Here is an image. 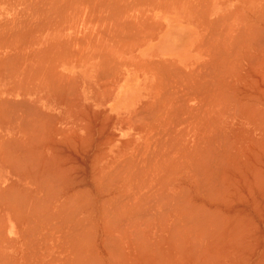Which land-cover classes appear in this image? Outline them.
I'll use <instances>...</instances> for the list:
<instances>
[{
  "label": "bare ground",
  "instance_id": "1",
  "mask_svg": "<svg viewBox=\"0 0 264 264\" xmlns=\"http://www.w3.org/2000/svg\"><path fill=\"white\" fill-rule=\"evenodd\" d=\"M11 1V0H10ZM14 1V0H13ZM19 1V0H18ZM29 1V0H28ZM38 1V0H37ZM44 1V0H43ZM68 1V0H67ZM96 1V0H95ZM146 1V0H145ZM145 1L143 2L144 3V5L146 4V5H151V2L149 1H147L148 2V4H147V2L145 3ZM152 1V5L154 6L155 5V1L153 2V0H151ZM163 1V0H162ZM167 1V0H166ZM179 1V0H178ZM198 1V0H197ZM219 1V0H218ZM6 2H8V1H6V0H4L3 2L1 1L0 2V4L1 3H6ZM26 2H27V0H26ZM52 2V1H51ZM60 2V1H59ZM62 2H64V1H61V3ZM98 2V1H97ZM114 2V1H113ZM119 2H121V1H119ZM127 2V1H126ZM168 2V1H167ZM167 2H166V4H167ZM171 2H172V0H171ZM180 2V1H179ZM178 2V3H179ZM189 2H190V0H189ZM192 2V1H191ZM199 2V1H198ZM204 3L203 2V0L202 1H200V3ZM224 2V1H223ZM9 3V2H8ZM15 3V2H14ZM19 3V2H18ZM17 3V4H18ZM30 3H31V1H30ZM57 2H55V4H56ZM61 3L60 4H57L59 7H60V5H61ZM73 3V2H72ZM101 3V2H100ZM122 3V2H121ZM120 3V4H121ZM142 3V2H141ZM157 3H159V1L157 2ZM157 3H156V5L154 6L155 8H159V5H158V7H156L157 6ZM162 3V2H161ZM163 3H164V1H163ZM162 3V5H160V7L162 6V8L161 9H164L165 7H164V5H166V4H163ZM247 3V2H246ZM11 4H12V2H11ZM20 4H21V2H20ZM45 4V3H44ZM44 4H43V6H44ZM47 4H49V3H47ZM92 4V3H91ZM176 4V3H175ZM209 4H210V2H209ZM15 5V4H14ZM19 5V4H18ZM24 5H26V4H24ZM34 5V4H33ZM52 5V4H51ZM63 5V4H62ZM61 5V6H62ZM66 5V4H65ZM65 5H63V9H66V6ZM68 5H69V3H68ZM71 5V4H70ZM73 5V4H72ZM118 5V4H117ZM139 6L141 5V4H138ZM143 5V4H142ZM141 5V6H142ZM168 5V7H169V4H167ZM172 5V4H171ZM178 5V4H177ZM194 6H195V4H193ZM203 5H208V4H203ZM262 5H264V2H263V4ZM35 6V5H34ZM39 7L41 6V4L40 5H38ZM42 6V7H43ZM53 6V5H52ZM51 6V7H52ZM73 6H75V5H73ZM191 6V5H190ZM193 6V7H194ZM197 6V5H196ZM200 6V5H199ZM26 7V6H25ZM25 7H23L22 9H25ZM31 7H33V6H31ZM41 7V8H42ZM47 7V6H46ZM46 7H44L43 9H45ZM50 7V8H51ZM117 7H119V6H117ZM164 7V8H163ZM167 7V6H166ZM188 8H189V5L187 6ZM192 7V8H193ZM207 7V6H206ZM205 7V8H206ZM36 8H37V6H36ZM41 8H40V10H41ZM49 7H47V9H48ZM58 8V7H57ZM56 8V6H55V8L54 9H57ZM62 8V7H61ZM70 8V7H69ZM243 8H245V7H243ZM132 8H130V10H131ZM138 9V8H137ZM146 9V8H145ZM167 9V8H166ZM168 9H170V8H168ZM195 9V8H194ZM204 9V8H203ZM246 9V8H245ZM249 9V11H251V9H252V7L250 6V8H248ZM262 9H264V6H263V8ZM27 10V9H26ZM36 10V9H35ZM37 10H38V8H37ZM46 10V9H45ZM58 10V9H57ZM57 10H55V12L57 13ZM60 10V9H59ZM70 11H71V9H69ZM68 10V11H69ZM117 10V9H116ZM147 10V9H146ZM146 10H144V12L146 11ZM255 10V9H254ZM9 11V10H8ZM33 11H34V9H33ZM53 11V12H52ZM52 11L50 10V12H52V15H54L53 13H54V10L52 9ZM67 11V10H66ZM194 11V10H193ZM192 11V12H193ZM196 12H197V10H195ZM209 11H210V9H209ZM233 11V10H232ZM237 11V10H236ZM239 11H241V10H239ZM248 11V10H247ZM257 12V14L255 13V15L257 16H255L254 18H256L255 19V21L258 23V24H264V16H262L263 14H264V10H261V11H258V10H256ZM11 12V11H10ZM31 12H32V10H31ZM36 13H37V11H35ZM35 12H32V14H33V18H34V15H35ZM48 12V11H47ZM46 12V13H47ZM73 12V10L71 11V13ZM75 12V11H74ZM73 12V13H74ZM117 12V11H116ZM141 12H142V10H141ZM148 12V11H147ZM201 12V11H200ZM253 12H255V11H253ZM259 12H261V13H263V14H261V13H259ZM8 13V12H7ZM6 13V14H7ZM27 13V12H26ZM25 13V14H26ZM30 13V12H29ZM29 13H28V17H32V15L30 14V16H29ZM41 13H45V12H43V10H42V12ZM40 13V14H41ZM58 13H61V11L60 12H58ZM58 13L57 14H55L56 15V17H57V19H58V16H60L61 14H59L58 15ZM67 13V12H66ZM65 13V14H66ZM120 13V12H119ZM126 13H128V11L126 12ZM198 13V12H197ZM230 13V12H229ZM242 13H244V12H242ZM250 13V12H249ZM14 14V13H13ZM12 14V15H13ZM17 14H20V13H17ZM17 14H16V16H17ZM69 14H70V12H69ZM77 14V13H76ZM89 14V13H88ZM92 14V13H91ZM96 14V13H95ZM117 14V13H116ZM121 14V13H120ZM120 14H118L119 16H120ZM123 14V13H122ZM225 14V13H224ZM246 14V13H245ZM244 14V15H245ZM251 14H253L252 12H251ZM259 14H261V15H259ZM20 15H22V13L20 14ZM19 15V16H20ZM23 15H24V13H23ZM22 15V16H23ZM44 15V14H43ZM47 15V14H46ZM54 15V16H55ZM63 15V14H62ZM66 15H68V13L66 14ZM65 15V16H66ZM117 15V18H115V19H118V18H122L123 16H124V14H123V16H121V17H119ZM128 15V14H127ZM126 15V16H127ZM144 15H145V13H144ZM195 15V14H194ZM226 15V14H225ZM26 16H27V14H26ZM39 16H41V15H39ZM48 16V15H47ZM46 16V18H48ZM49 16L51 17V19L54 17H52L51 16V14L49 13ZM65 16H63V17H65ZM109 16V15H108ZM113 16H116V15H113ZM130 16V15H129ZM128 16V17H129ZM133 16V15H132ZM135 16V15H134ZM197 16V15H196ZM231 16V15H230ZM250 16V15H249ZM248 15H246V17L244 16V20H246L245 22L246 23H248L249 21L252 23V20H250V17H249ZM6 17V16H5ZM21 17V16H20ZM19 17V18H20ZM24 17H25V15H24ZM23 17V18H24ZM27 17V18H28ZM42 17V16H41ZM43 17H45V15L43 16ZM69 17H71V16H69ZM73 17V16H72ZM76 17V16H75ZM78 17V16H77ZM127 17V18H128ZM136 17V16H135ZM198 17H199V15H198ZM248 17V18H247ZM253 17V16H252ZM12 18V17H11ZM22 17H21V22H24L25 21V19H23ZM26 18V17H25ZM36 18V17H35ZM37 18H39L38 17V15H37ZM60 18V17H59ZM61 18H62V16H61ZM66 18V17H65ZM67 18H68V16H67ZM80 18H81V16H80ZM107 18V17H106ZM124 18V17H123ZM132 18V17H131ZM131 18H129V20L130 21H133V19L131 20ZM134 18V17H133ZM208 18V17H207ZM206 18V19H207ZM217 18V17H216ZM4 19V18H3ZM29 19V18H28ZM42 19H44V18H42ZM54 19H55V17H54ZM54 19L52 20V21H54ZM57 19H56V21H57ZM64 19V18H63ZM75 18H73V20H74ZM86 19V18H85ZM113 20L114 22L116 21V20ZM124 19H126V18H124ZM141 19V18H140ZM201 19H202V16H201ZM205 19V20H206ZM214 19H215V17H214ZM221 19V18H220ZM223 19V18H222ZM249 19V21L247 22V20ZM10 20V19H9ZM13 20H15V19H13ZM16 20H18V18H16ZM24 20V21H23ZM27 20V19H26ZM32 20H34V19H32ZM39 21H40V19H38ZM37 20V21H38ZM44 20H46V19H44ZM49 20H50V18H49ZM48 20V21H49ZM62 20V19H61ZM60 19L57 21L58 23H64L63 21L64 20H62L61 21ZM72 20V19H71ZM122 20V19H121ZM120 20V21H121ZM128 20V19H127ZM139 19H137V21H138ZM144 20V19H143ZM158 20V19H157ZM228 20V19H227ZM18 21H20V20H18ZM31 21V20H30ZM35 21V20H34ZM37 21H36V24H34L32 21L31 22H29L30 23V25H29V23H28V25L30 26V27H28V29H30L31 28V24L34 26H32V28H36V26L35 25H37ZM38 21V22H39ZM42 21V20H41ZM40 21V22H41ZM52 21H50L51 23H53ZM55 21V22H56ZM67 21H68V19H67ZM70 21V20H69ZM69 21L67 22V23H69ZM112 21V22H113ZM120 21H118V22H120ZM136 21V22H137ZM141 21V20H140ZM140 21L137 23V24H139L140 23ZM149 21V20H148ZM154 21V20H153ZM156 21V20H155ZM155 21L154 22H152V23H154L155 24ZM165 21V20H164ZM204 21V20H203ZM207 21H208V23H209V19H207ZM206 21V22H207ZM212 21H213V19H212ZM211 21V22H212ZM215 21V20H214ZM213 21V22H214ZM225 21V20H224ZM254 21V20H253ZM9 22L11 23V26H13V25H15L14 23L12 24V22L11 21H8V20H6L5 21V24H4V22L2 23H0L1 25H2V27H1V25H0V28H2V29H0V34H2L5 30L3 29L5 26H3V25H6V23H8L9 24ZM46 22H47V20H46ZM49 22V23H50ZM66 22V21H65ZM72 22V21H71ZM117 22V23H118ZM125 22V21H124ZM127 22V21H126ZM143 22H145V20L143 21ZM161 22V21H160ZM160 22H159V25H158V23H157V25H158V28H157V30L158 29H161V34H160V41H161V44H162V54H163V57H164V55L165 54H167L168 52H172V53H175V54H178L179 56H186L187 54H190V51H191V47H192V38H190V36L192 35V33L194 34V26H193V24L191 23V22H188V23H182V22H179L178 20H167V22L165 21L164 22V24L162 25V23L160 24ZM200 22V21H199ZM210 22V23H211ZM219 22V21H218ZM217 22V23H218ZM250 22H249V24H250ZM256 22H253V23H256ZM18 23V22H17ZM16 23V24H17ZM25 23H27L26 21H25ZM43 23H45V22H43ZM42 23V24H43ZM48 23V24H49ZM67 23L65 24L66 25V30L65 31H67V28H68V26H67ZM74 23V22H73ZM77 23V22H76ZM117 23H115V24H117ZM128 24H130L129 23V21L127 22ZM133 23V22H132ZM131 23V24H132ZM148 23L149 22H145V23H143V25L144 24H146V25H148ZM208 23H207V25H208ZM6 25V27H9L10 26V24L9 25ZM19 24V26H20V23H18ZM17 24V25H18ZM22 24V27L25 25L24 23H21ZM24 24V25H23ZM40 24V23H39ZM72 24V23H71ZM75 24V23H74ZM102 24V23H101ZM134 24V23H133ZM204 24V23H203ZM215 24V23H214ZM225 24V23H224ZM238 24V23H237ZM257 24V25H258ZM27 25V24H26ZM45 25L46 24H44L43 26H41V27H43V29L45 30V29H48L49 28V26H48V28L46 27L45 28ZM53 25H54V23H53ZM62 25V26H61ZM59 24V25H57V24H55L54 26V28L53 27H51L52 29H54L53 31H55V29L57 30V28H58V26H61L62 28L63 27H65V25H63V24ZM124 25V24H123ZM136 25V24H135ZM139 25H142L141 23L139 24ZM161 25H162V27H161ZM206 25V24H205ZM213 25V24H212ZM216 25V24H215ZM214 25V26H215ZM223 25V24H222ZM257 25H255L254 24V26H257ZM40 26V25H39ZM56 26H57V28H56ZM101 26V25H100ZM115 26H117V25H115ZM124 26H126V23H125V25ZM137 26V25H136ZM135 26V27H136ZM218 26V25H217ZM221 26V25H220ZM231 26V25H230ZM242 26H247L246 24H244V25H242ZM253 26V25H252ZM259 27H253V33H251V36L254 38H252L253 39V43H251L253 46H251V48L253 49V50H255V52L256 53H254L255 55H258L259 53H260V55L261 54H263V55H259L260 57H259V59L257 58L256 59V61H255V63H257L258 62V64H259V62H264V61H261V58H262V56H264V53L262 52L261 53V51H264V27H261V25H258ZM5 27V28H6ZM38 27V26H37ZM61 27L59 28V29H61ZM71 27V26H70ZM134 26H132L131 28H133ZM142 27V26H141ZM147 27V26H146ZM146 27H144V28H142L143 29V32H145L144 30H145V28ZM151 27H152V25H151ZM153 27H154V25H153ZM161 27V28H160ZM210 27H211V24H210ZM210 27H207V29L208 28H210ZM227 27V30H228V26H226ZM233 27V26H232ZM235 27V26H234ZM244 27H242V29H244ZM247 27H249V26H247ZM251 27V26H250ZM13 29V27H9L7 30H9V29ZM19 28V27H18ZM20 28H21V26H20ZM101 28V27H100ZM117 28V27H116ZM139 28V27H138ZM214 28V27H213ZM212 28V29H213ZM216 28V27H215ZM220 27H218V29H219ZM246 28V27H245ZM263 28V29H262ZM14 29H16L17 30V27L16 28H14ZM22 29H24V30H28V29H26L25 27L24 28H21L20 30V33L21 32H23V30ZM37 29V28H36ZM36 29H31L30 31H33V34L36 36ZM42 29V30H43ZM115 29V28H114ZM118 29V28H117ZM120 29V28H119ZM128 30H129V28H127ZM136 29V28H135ZM148 29H150V23H149V26L147 27V29H146V31L148 30ZM203 29H204V27H203ZM212 29H211V31H210V33H212L213 31H212ZM217 29V28H216ZM215 29V30H216ZM226 29V28H225ZM238 29V28H237ZM236 29V30H237ZM251 29V28H250ZM249 29V30H250ZM263 31H262V30ZM2 30H4V31H2ZM6 30V32L4 33V35L5 34H9V32ZM16 30L14 31V32H16ZM41 29H39V30H37V31H40ZM43 30V31H44ZM51 30V29H50ZM64 30V29H63ZM63 30H60V31H62L63 32ZM69 30H71V29H69ZM127 30V31H128ZM132 30V29H131ZM150 30H152V28L150 29ZM209 30V29H208ZM223 30H224V28H223ZM230 30H232V28L230 29ZM10 31V30H9ZM26 31H24V32H26ZM46 31V30H45ZM49 31V30H48ZM52 31V30H51ZM52 31V32H53ZM59 31V32H60ZM79 31V30H78ZM78 31H77V34H78ZM83 31V30H82ZM118 31V30H117ZM133 31H135V30H133ZM133 31H132V34H133ZM137 31V30H136ZM135 31V32H136ZM139 31V30H138ZM149 31V30H148ZM147 31V32H148ZM156 31V30H155ZM155 31H150L151 33H152V35L154 34L155 35ZM219 31V30H218ZM241 31V30H240ZM240 31H238L239 33H240ZM247 31H248V29H247ZM8 32V33H7ZM11 32V31H10ZM14 32H11V33H14ZM52 32H50V34L52 33ZM61 32V33H62ZM75 32V31H74ZM90 32V31H89ZM105 32V31H104ZM109 32H110V29H109ZM115 32H116V29H115ZM125 31L123 30V32L122 33H124ZM131 32V31H130ZM134 32V34H136ZM142 32V31H141ZM149 32V33H150ZM228 32H232V31H228ZM234 32H236L235 30H234ZM244 32H245V30H244ZM10 33V34H11ZM29 33H31V32H29ZM42 33V32H41ZM48 33V32H47ZM83 33V32H82ZM106 33V32H105ZM113 32L111 31V34H112ZM128 33V32H127ZM148 33V34H149ZM150 33V34H151ZM156 33H157V31H156ZM208 33V32H207ZM216 33V35L217 36H215L216 38H214V39H212V40H215V43H217L218 41V32H214V34ZM218 33V34H217ZM223 33V32H222ZM237 33V32H236ZM239 33H238V35H239ZM16 34V35H15ZM14 34V37L15 36H18L17 34H19V32L17 31V33H15ZM32 34V33H31ZM31 34H30V36H31ZM39 34H40V32H39ZM49 34V33H48ZM48 34H46V35H48ZM49 34V36H51ZM63 34V33H62ZM106 34H108V33H106ZM111 34H109L110 36H111ZM117 34V33H116ZM115 34V35H116ZM120 34V33H119ZM126 34V33H125ZM132 34H130L131 35V37H132ZM133 34V37L135 36ZM137 34H138V32H137ZM140 34V36L139 37H141V33H139ZM213 34V35H214ZM247 34H250V32H247ZM3 35V34H2ZM3 35V37H6V36H4ZM19 35H21L22 37L23 36H26L27 37V39H28V36L27 35H25L24 33H23V35H22V33L21 34H19ZM41 35V34H40ZM40 35H37V36H40ZM44 35H45V33H44ZM55 35H56V33H55ZM108 35V36H109ZM142 35H145V34H142ZM147 35V34H146ZM145 35V36H146ZM167 35H168V38L167 39H165L164 40V38H166L167 37ZM210 35V34H209ZM212 35V34H211ZM235 35V34H234ZM245 36L243 37V33L241 34V38L243 37V39H245L246 38V34H244ZM29 36V39L31 38ZM33 36V35H32ZM35 36H33V37H35ZM37 36L35 37V38H32V40L33 41H39L38 39H37ZM59 35H57V37H58ZM66 36H68V35H66ZM88 36V35H87ZM123 36H125V35H123ZM127 36V35H126ZM125 36V37H126ZM138 36V35H137ZM148 36H150V35H148ZM148 36H147V38H148ZM249 36L250 35H247V37L248 38H246L245 40L246 41H248L249 40ZM0 37H2V36H0ZM8 37V36H7ZM20 36H18V37H16V38H19ZM25 37V38H26ZM43 37V36H42ZM48 37V36H47ZM47 37H45V39L47 38ZM52 37H54L55 38V36H52ZM62 37H63V35H62ZM62 37H61V39H62ZM71 38H73V36H70ZM82 37V36H81ZM101 37V36H100ZM115 36H113V38H114ZM120 37V36H119ZM122 37V36H121ZM124 37V38H125ZM136 37V36H135ZM139 37H137V39L139 38ZM205 37V36H204ZM212 37V36H211ZM220 37H221V35H220ZM239 37V36H238ZM9 38V37H8ZM8 38H4L5 40L6 39H8ZM10 38H11V36H10ZM9 38V40L10 41H15V46H16V42H17V40L14 38L13 39V36H12V38L11 39H13V40H11ZM24 38V37H23ZM22 38V39H23ZM24 38V39H25ZM49 38V37H48ZM48 38H47V40H45V39H42V41L44 40V41H48ZM64 38V37H63ZM66 38V37H65ZM70 38V39H71ZM82 38H86V36H84V37H82ZM88 38H91V36L90 37H88ZM87 38V39H88ZM115 38H117V37H115ZM144 38V37H143ZM156 38V37H155ZM162 38H163V41H162ZM175 38V39H174ZM213 38V37H212ZM228 38H230L231 39V37H228ZM233 38V37H232ZM235 38V37H234ZM240 38V39H241ZM251 38V37H250ZM21 39V40H22ZM28 39V40H29ZM40 39V38H39ZM60 39V40H61ZM92 39H94V38H92ZM107 39H109V38H106V40ZM117 39H119V38H117ZM136 39V38H135ZM135 39H133L134 41H135ZM140 39V38H139ZM141 39H142V37H141ZM145 39H146V37H145ZM145 39L143 40V41H145ZM171 39H172V41H174L173 43L171 42ZM211 39V38H210ZM224 39V38H223ZM223 39H222V41H223ZM229 39V40H230ZM238 38H236V40H237ZM31 40V41H32ZM56 40V39H55ZM74 40V39H73ZM77 40H78V38H77ZM89 40V39H88ZM91 40V39H90ZM110 40V39H109ZM109 40H107V41H109ZM116 40V39H115ZM130 40V39H129ZM133 40H131L132 42H134ZM154 40V39H153ZM169 40H170V42H169ZM204 40V39H203ZM220 41H221V38L219 39ZM242 40V39H241ZM245 40H243V41H245ZM251 40V39H250ZM35 41V42H36ZM53 41V40H52ZM58 41V40H57ZM56 41V42H57ZM67 41V40H66ZM65 41V42H66ZM72 41V40H71ZM70 41V42H71ZM84 41H86V39L84 40ZM112 41H114V40H112ZM117 41V40H116ZM206 41V40H205ZM204 41V42H205ZM217 41V42H216ZM232 41H234V39L232 40ZM232 41H230V43L232 44L233 42ZM240 41V40H239ZM246 41H245V43H246ZM30 42V41H29ZM51 42V41H50ZM61 42V41H60ZM68 42V41H67ZM66 42V43H67ZM73 42V41H72ZM82 42V41H81ZM99 42V41H98ZM100 42H101V40H100ZM120 42H122V41H120ZM130 42V41H129ZM128 42V43H129ZM138 42H140L139 40L136 42V43H138ZM146 43H147V41H145ZM149 42V41H148ZM207 42V41H206ZM212 42V41H211ZM214 42V41H213ZM236 42V41H235ZM250 42V41H249ZM263 42V43H262ZM9 43H11V42H9ZM33 43V45L35 44L36 45V43H34V42H32ZM42 43V42H41ZM46 44H47V42H45ZM66 43H64V45L66 44ZM85 43V44H84ZM82 42V44H83V47L86 45V43L87 42ZM101 43H103V42H101ZM124 43V42H123ZM135 43V42H134ZM133 43V44H134ZM219 43V42H218ZM226 43H227V41H226ZM248 43V42H247ZM30 44V45H29ZM37 44H40V43H38L37 42ZM48 44H49V41H48ZM47 44V45H48ZM53 44V43H52ZM52 44H50V45H52ZM96 44V43H95ZM98 44V43H97ZM105 43H103V45H104ZM117 44H119V42L117 43ZM117 44H115L116 46H118V47H120V46H123L122 44H119V45H117ZM140 44V43H139ZM138 44V45H139ZM199 44V43H198ZM220 44V43H219ZM228 44V43H227ZM235 44V43H234ZM239 44V43H238ZM244 45V43H241V45ZM25 45V44H24ZM23 45V46H24ZM59 45H61L60 43H58V45H57V47H61V46H59ZM69 45V44H68ZM88 45H89V43H88ZM101 45V44H100ZM100 45H98V46H100ZM102 45V46H103ZM114 45V44H113ZM115 45H114V48H117V47H115ZM129 46H131V44L129 43L128 44ZM135 45V44H134ZM133 45V47H135ZM142 45V44H141ZM202 45V44H201ZM209 45H211V43L209 44ZM213 45V44H212ZM246 45H248V46H246ZM250 44L248 43V44H245L244 46H246L247 48H248V53H249V50L251 49H249V46ZM263 45V46H262ZM13 46V45H12ZM26 46L28 47L27 49H28V51L26 52V50H24V49H26ZM26 46H25V48L23 47L22 49L28 54V52H29V48L31 47V51L30 52H32L33 50L35 51L36 50V48H37V53L38 52H40V53H38V56H39V54H42L43 53V48H45V47H42L41 48V51L40 50H38V48H40L39 47V45H37V47L36 48H33L32 46H31V43H28V44H26ZM43 46H45V44H43ZM54 47L56 46V44L54 43V45H53ZM67 46V45H66ZM70 46V45H69ZM80 46H82V45H80ZM91 46V45H90ZM95 46V45H94ZM111 45H107V46H105L104 45V47H105V49L108 47H110ZM128 46V47H129ZM140 46V45H139ZM198 46V45H197ZM214 47H217V46H215V44L213 45ZM212 46V48H214ZM219 46V45H218ZM243 46V47H244ZM21 47L22 46H20L19 45V47L17 48V49H21ZM35 47V46H34ZM47 47V46H46ZM52 48V46L50 47L52 50L53 49H56V48ZM73 46H71V48H72ZM78 47H79V45H78ZM96 47V46H95ZM133 47H130L131 49L133 48ZM207 47V46H206ZM211 47V46H210ZM219 47H221V46H219ZM218 47V48H219ZM243 47H242V50H244L243 49ZM3 48H5V46H3L1 49H3ZM7 48V47H6ZM66 48V47H65ZM86 48V47H85ZM84 48V49H85ZM97 48V47H96ZM95 48V49H96ZM113 48V46H111L110 47V49H112ZM209 48V47H208ZM218 48H217V51H218ZM11 49V48H10ZM21 49V50H22ZM49 51H50V49L49 48H47ZM91 49H93V48H91ZM103 49V48H102ZM102 49H99V51L100 50H102ZM119 49H121V48H119ZM130 49V50H131ZM137 49V48H136ZM204 49V48H203ZM210 49V48H209ZM216 49V48H215ZM228 49H229V47H228ZM237 49H240L241 50V48H240V46L237 48ZM15 50V49H14ZM13 49H12V51H14ZM22 50V51H23ZM57 51H58V48L56 49ZM63 50V49H62ZM78 50V49H77ZM81 50V49H80ZM80 50L78 51L79 53H80ZM127 50H128V48H127ZM133 50H134V48H133ZM205 50V49H204ZM212 50V49H211ZM214 50V49H213ZM246 50V49H245ZM261 50V51H260ZM4 51V50H3ZM16 51V50H15ZM20 51V50H19ZM18 50H17V52H19ZM23 51V52H24ZM59 51H61V49L59 50ZM66 51V50H65ZM64 50H63V52H65ZM71 51H72V49H71ZM75 51L76 50H74V53H75ZM97 51H98V49H97ZM96 51V52H97ZM98 51V52H99ZM106 51V50H105ZM132 51V50H131ZM216 50H214V52L213 53H217L215 56H213V55H211V56H213L214 58L215 57H219V56H217L218 54H220V52L218 53ZM224 51V50H223ZM8 52V51H7ZM10 52V51H9ZM17 52H15L14 54H18ZM21 52V51H20ZM24 52V53H25ZM44 52H45V49H44ZM51 52H53V51H51ZM51 52H50V54H51ZM62 52V53H63ZM87 52V51H86ZM93 52V51H92ZM92 52H90V53H92ZM95 52V51H94ZM103 52V51H102ZM102 52H100V54L102 53ZM107 52V51H106ZM125 52V51H124ZM207 52V51H206ZM222 52V51H221ZM237 52H238V50H237ZM236 52V53H237ZM2 54H3V52H1ZM25 53V54H26ZM33 53V52H32ZM35 53V52H34ZM46 53H47V51H46ZM49 53V52H48ZM56 52H53V54H54V56H56V55H58L59 56V54H55ZM60 53V52H59ZM62 53H60V56H59V58H62L63 56H61L62 55ZM71 53V52H70ZM90 53H88V54H90ZM109 54H111V52H108ZM224 53V52H223ZM233 53V52H232ZM243 53H245V52H243ZM247 53V52H246ZM10 54L11 53H6V58L5 57H0V61L2 62V60L1 59H3V62L1 63V64H3L4 65V62H7V64H8V62L10 61V57L12 58V56H10ZM23 55V53L21 52L20 54H19V56H21V57H19V58H23V57H25L24 59H22V62L23 63H27V62H25L24 60L26 59V56H25V54L23 55V57H22V55ZM67 54V53H66ZM94 54V53H93ZM99 54V55H100ZM209 55H210V51H209V53H208ZM207 54V55H208ZM225 54H226V52H225ZM231 54V53H230ZM234 54V53H233ZM240 54V52H238V57L239 56H241V55H239ZM250 54H251V52L249 53V57H250ZM252 54H253V52H252ZM253 54V55H254ZM12 55V54H11ZM29 55H30V53H29ZM47 55V54H46ZM69 55H71V54H69ZM85 55V54H84ZM91 55V54H90ZM95 55V54H94ZM98 55V56H99ZM115 55V54H114ZM206 55V54H205ZM227 55H229V53L227 54ZM244 55V54H243ZM4 56V55H3ZM28 56V55H27ZM41 56V55H40ZM51 57H53L54 58V56H52V54L50 55ZM50 56H49V58H50ZM57 56V57H58ZM66 56V55H65ZM72 56H74V55H72ZM81 56H83V55H81ZM88 56V55H87ZM86 56V57H87ZM102 56H104V54L102 55ZM224 56V55H223ZM234 57L236 56V58H237V55L235 54V55H233ZM248 56V54L247 55H245V57H247ZM15 57H18V56H15ZM35 57V56H34ZM34 57H27V58H29V61H32V60H35V58ZM44 57H46V56H44ZM85 57V56H84ZM91 57H92V55H91ZM107 57V56H106ZM110 57V60H111V56H109ZM114 57V56H113ZM209 57V56H208ZM212 57V59H214ZM230 57V56H229ZM232 57V56H231ZM18 58V59H19ZM34 58V59H33ZM41 58H43V57H41ZM56 58V57H55ZM87 58H89L90 59V57H87ZM95 58V57H94ZM98 58V57H97ZM101 58V57H100ZM235 58V59H236ZM240 58H241V61H242V57H239V60H240ZM13 59V60H12ZM11 59V61L12 62H15V59L14 58H12ZM31 59V60H30ZM45 59H47V57L46 58H43L42 60H40V61H42V62H44V60ZM92 59V58H91ZM90 59V60H91ZM99 59V58H98ZM113 59H115V58H113ZM211 59V58H210ZM209 59V60H210ZM219 59V58H218ZM225 59H227V57L225 58ZM244 59V58H243ZM247 59L249 60L250 58H248L247 57ZM5 60V61H4ZM36 60H37V58H36ZM35 60V61H36ZM51 60H53L52 58L50 59V61ZM62 60H64V59H62ZM66 60V59H65ZM104 60V59H103ZM169 60V59H168ZM166 61L165 60V62H167V63H169L171 66H173L174 65V67L176 68L177 67V69H179V67L180 66H186V68H188L189 67V64L188 65H186L187 63H185V59H178V60H176V61H171V59L169 60V61ZM217 59L215 58V61H216ZM234 60V59H233ZM255 60V59H254ZM262 60H264V59H262ZM11 61L9 62V63H11ZM34 61V62H35ZM39 60H38V62H39V64H37V66H41L42 64H41V62H40ZM49 61V62H50ZM66 61H68V60H66ZM101 61V60H100ZM105 61H107V60H105ZM108 61H109V59H108ZM108 61H107V65L109 64L108 63ZM117 61V60H116ZM154 61V60H153ZM153 61H151V64H153L154 62ZM214 61V60H213ZM231 61H232V59H231ZM238 61V60H237ZM237 61H234L235 63L237 62ZM246 61V60H245ZM250 61V60H249ZM249 61H246V62H248V64L251 62H249ZM18 61H16V63H17ZM19 62H21V60L19 61ZM21 62V63H22ZM33 61H32V63L35 65V63H34ZM64 62V61H63ZM110 62V61H109ZM114 62V61H113ZM138 62H139V60H138ZM147 62H149V61H147ZM159 62H163L164 63V60L162 59L161 61H155V63H158V64H160ZM205 62V61H204ZM207 62H208V60H207ZM210 62H212V61H210ZM209 62V63H210ZM220 62V61H219ZM230 62V61H229ZM239 62V61H238ZM254 61H252L251 63H253ZM45 63V62H44ZM46 63H47V61H46ZM52 63V62H51ZM100 63V62H99ZM98 63V64H99ZM105 63V62H104ZM111 63V62H110ZM119 63V62H118ZM142 63V62H141ZM150 63V62H149ZM149 63H145L144 64V66L146 65V64H149ZM163 63H161V65H159V67L160 68H163L162 67V65H163ZM209 63H208V65H209ZM228 63V62H227ZM242 63V62H241ZM240 63V64H241ZM13 64V63H12ZM11 64V65H12ZM19 64V63H18ZM18 64H16V66L18 65ZM29 64V63H28ZM112 64H114V63H112ZM128 65H129V63H127ZM169 64H166V63H164V67H166L167 65H169ZM201 64V63H200ZM212 64V63H211ZM218 64V63H217ZM242 64H244V63H242ZM10 65V64H9ZM14 65H15V63H14ZM45 65H50V63L49 64H45ZM115 65V64H114ZM131 65V64H130ZM157 65V64H156ZM166 65V66H165ZM197 65H199V64H197ZM202 65H204L203 63H202ZM205 65H206V63H205ZM213 65V64H212ZM220 65V64H219ZM246 65V64H245ZM255 65V64H254ZM257 65V64H256ZM0 66H2V65H0ZM5 66V65H4ZM8 66V65H7ZM13 66V65H12ZM16 66H15V68H16ZM19 67H20V65H18ZM22 66H24V65H21V67ZM25 66H26V64H25ZM28 66H33V65H28ZM27 66V67H28ZM52 66V65H51ZM100 66H102L101 64H100ZM99 66V67H100ZM123 66V65H122ZM127 66V65H126ZM132 66V65H131ZM147 66V65H146ZM145 66V67H146ZM154 66V65H153ZM152 66V67H153ZM170 66V67H171ZM200 66V65H199ZM214 66V65H213ZM218 66V65H217ZM235 66V65H234ZM242 68H243V66L242 65H240ZM20 67V68H21ZM31 67H29L30 69H31ZM44 66L42 65V67H40V68H43ZM53 67V66H52ZM59 67H61V66H59ZM103 67V66H102ZM105 67V66H104ZM112 67H113V65H112ZM118 67V66H117ZM140 67H143V66H139V68ZM148 67V66H147ZM149 67H151V65L149 64ZM158 67V66H157ZM173 67V68H174ZM220 67V66H219ZM218 67V68H219ZM238 67V69H240L239 68V66H237ZM250 67V66H249ZM251 67H253V66H251ZM1 68H3V67H1ZM10 68L11 67H7V69L5 68V70H7V71H9L10 70ZM13 68V67H12ZM14 68V69H15ZM20 68H19V70H20ZM25 69H27V70H29L28 68H26V67H24ZM23 68V69H24ZM39 68V69H40ZM45 68V67H44ZM54 68V67H53ZM58 68V67H57ZM111 67H109V70H111L110 69ZM138 68V67H137ZM172 68V67H171ZM170 68V69H171ZM181 68V67H180ZM197 68V67H196ZM206 68V67H205ZM209 69L210 68H212L210 65H209V67H208ZM233 68V67H232ZM254 68V67H253ZM18 69V67L16 68V70ZM23 69H21L22 71H19V73H24L23 71ZM33 69V68H32ZM45 69H49L48 67L47 68H45ZM45 69H43L44 71H45ZM55 69V70H54ZM53 70L54 71H52V72H56L57 70H56V67L54 68ZM59 69V68H58ZM107 69V68H106ZM113 69V68H112ZM120 69V68H119ZM122 69V68H121ZM155 69H156V67H155ZM154 69V70H155ZM183 70H185L184 68H182ZM182 69H180L179 71L181 72V70ZM209 69H207L208 71H210ZM220 69H221V67H220ZM219 69V70H220ZM37 70V69H36ZM46 70V71H47ZM114 70V69H113ZM131 70V69H130ZM146 70H148V69H146ZM160 70V69H159ZM163 70V69H162ZM200 70H202V68H201V66H200ZM218 70V69H217ZM218 70V71H219ZM224 70V69H223ZM234 70V69H233ZM236 70V69H235ZM241 70V69H240ZM244 70V69H243ZM255 70H256V68H255ZM0 71H1V69H0ZM6 71V72H7ZM31 71V70H30ZM32 71H34V70H32ZM38 71V70H37ZM45 71V73L47 74V73H49V72H46ZM50 71V73L49 74H47L48 75V77H46V81H48L47 83L49 84V82H50V90L48 89V87L46 88V91H47V89L50 91V92H46L45 91V87L47 86V83H45L44 82V80L42 79V80H40L42 83H40V85L39 86H41V84H42V86H41V88H38V90L40 89L41 90V92L43 93L42 94V96H44V99H45V94L46 95H48L46 98L47 99H49L50 100V105H49V114H45V116L43 117V121H40L39 123H37L38 125H41L40 123H43V125L44 126H47V127H49V132H48V137L47 138H44V139H42V140H44L43 142L40 140L41 139V137H40V139H39V137H37L38 138V140H37V138H36V136H35V138L34 139H36L37 140V143L38 144H40L41 146L40 147H42V144L41 143H43V147H44V153L43 152H41V149L38 151L39 153H37V149H36V152L33 150V153H32V151H31V149L33 148H31V146H30V144L29 143H31V142H29V140H28V132H30L29 130H31V129H27L28 131L26 132V128H31L30 126V124L27 122V116H29V112H30V109L31 110H33V111H35L36 110V108L38 107V105H37V103H36V101H31V100H29L30 101V103L32 102V103H36V105H34V104H32L31 103V105H33V109H32V106L28 103V105H30V109H29V106L26 104V102L28 101H25L24 99H23V101H25V102H22V99H20L19 101L21 102L20 103V105H21V107L17 104L18 102H16V104L20 107H18V109H19V111H20V113H22L21 115L19 114V112H18V114H17V107L15 108V110L16 111H13V109H14V107L16 106V105H14V107H13V109H12V111L13 112H16L14 115V118H13V114H11L10 112H12L11 110H10V104L9 103H12V102H9L8 101V105L6 104V105H4V107H3V105H2V107H3V109H0V110H3V114H2V116L4 115V117H3V119L1 120L2 122H3V124L4 125H7V122H8V124L10 123V120L12 121V118L13 119H15V117H16V114L17 115H20V117H18L19 119H20V123H21V126L22 127H20V128H22V130L23 131H25V133H27V134H25V138H26V140H28L27 142L25 141V138L23 139V138H21L20 140H18V145H17V158H19L20 156V158H21V161H22V159H23V161H25V163L23 162V163H21V161L19 162V160H20V158L18 159V161H17V163L16 162H13L10 158H12L13 157V159H14V157L16 156L15 154H12V156H9L8 157V155H7V157L5 156L4 158L1 156L0 158H3V162L6 160V162L7 163H9V164H7L6 162H5V164H7V165H5V166H7V167H9L10 168V166L9 165H13V163L15 164H17V167H16V171L13 169V172H12V170L10 171V173H14V175L13 174H11L12 176H14L15 177V179L13 178V180H12V182H10V184H16V183H22L21 185L24 187V185H23V183H26L27 184V182H29L31 185L33 184L34 185V187H33V185L31 186H29V187H32V188H29V189H26V188H21L20 186H17V184H16V186L17 187H20L21 189H19V188H14L13 190H11V193L9 194V192H8V194L7 193H5V191L3 192H0V207H2L3 206V204L5 205V207H8L7 205H10L11 206V208H9V209H11L12 210V213L13 214H15L16 216V218H13L12 217V220L9 222V228L8 227H6V231H8V234L11 236V235H14V230H13V228L11 227L13 224H15V226L16 225H18V224H27V225H31V227L29 228V232H27V234H25L26 232L24 231H22L23 233H20V235H24L23 237H25L26 239H27V241H29V243H27V245L28 244H32V245H34V246H36V249H37V247L39 246L41 249H39V251L38 252H36L37 254L34 256V258H33V256H31L32 258H31V260H29V261H26V262H28L27 264H29V262L31 261V262H35L36 264H92L93 262V264H264V213H262V214H260V219H259V221H258V224H257V222H255L256 221V219H255V216H256V214H254V212L256 211V209H257V206H258V201H256V196H257V192H258V185H257V180L255 181L254 179H256L257 177L258 178H261L262 179V175H264V169L262 170L263 171V174L259 177V174H261V169L259 170L258 168V171H257V169H255V172L253 173V174H250V175H253L252 177H253V179L251 180V178L250 179H247V176H245V174L247 173L246 171H244V169H243V167L245 166V165H247L246 163H247V159H246V163L245 162H243L244 160H242L241 161V157L239 156V157H237L239 154H242L243 152H241V153H237V152H239V149H238V146H237V149L236 148H234L235 146V144H239V143H236V140L234 141V143H233V141L231 140H229L230 138V136H228L229 135V133L233 130H231V131H228V129H230L228 126L227 127H223V132H224V134L221 132H219L220 134H218V133H215L213 130H209L208 128V126H212L213 128L216 126L215 125V123H211V124H214V126L213 125H208V126H205L206 124H204L203 126H204V128L206 127H208L207 128V131H213V133L212 134H214V136L215 135H219L218 137H213V138H210V136L208 137V139H207V137H205V135L207 136V134H205V132H203V130H205L206 131V129H204L203 128V130H202V126H200V125H202V123H205V122H199V123H201L200 125H198V126H200L201 127V129L198 127V129H196L197 131L199 130V131H202L204 134H203V136L205 137H203L202 135H199V136H201V137H203L204 139H202L201 137H200V139H198V135H197V140H195V141H192V142H190L189 143V141H190V139H188L189 141H187L188 142V144L186 143V144H184V145H182V146H179V147H175V146H177L178 145V143H179V138H178V136H180V134L179 135H176V140L177 139H179V140H177V142H175L174 140H175V133H172V135H170L171 137L174 135V138L172 137V139H174L173 140V143H172V145L174 144V146H171V147H166L165 145H164V147L162 148L161 146H160V148H159V146H158V144L159 143H161V141H159V143L157 144V147H155L154 149L153 148H145L144 149V151L146 150V151H150V152H152L151 150H154V151H156L157 152V150H158V153H156L155 152V154H154V151H153V153H150V152H147V153H144V154H141V152L143 151V148L141 149V148H139L137 151H139V150H141V152L139 151V155L140 156H138V155H136V157L138 156V157H140V159H141V157H142V160L140 161V159H139V161H137V162H135L136 160H134V162H133V160L131 159V157L130 158H126V156L123 158L124 159V162H125V160L127 159V161L129 160V161H132V162H129L128 161V163L129 164H115V165H111V164H97V163H94L95 161H93L92 160V156H90L89 154H86V153H84V156H83V154H79L78 153V151H76V149H80V152H81V149H84V150H82L83 152H85L86 150V146L88 147V145H90L89 144V141L87 142V140H83L82 138H80L78 135H76L75 133H74V130H76L77 131V129H74L73 128V124H72V121L74 120L73 119V117H75L73 114H74V112L76 111V110H78L77 109V107L79 108V106L81 105L82 106V104L80 103V100L77 102V103H73V102H76V101H74L73 100V98L75 99L76 97H74V96H72V98H71V96L70 95H68V97H70V99H69V101L68 102H70V103H67L65 100V102L63 101V99H64V95H67L68 94V92H69V90L70 89H66V87L64 86L63 87V84H61L60 85V83H62L60 80V78L61 77H59V76H57L58 74H56L55 73V78H56V81H54L55 80V78H54V76L52 75V72H51V70H49ZM156 71V70H155ZM166 71H167V69H166ZM215 71V70H214ZM214 71H212L213 72V74H215V72ZM222 71V70H221ZM18 72V71H17ZM29 72V71H28ZM60 71H58V73H59ZM97 72V71H96ZM158 72V71H157ZM163 72H165V71H163ZM162 72V73H163ZM172 72H173V70H172ZM194 72V71H193ZM207 72V71H206ZM240 72V71H239ZM256 72V71H255ZM8 73V72H7ZM29 73H32V72H29ZM89 73V72H88ZM102 73L103 72H101V74L100 75H97V76H100L101 77V75H102ZM108 73V74H107ZM106 74H107V76H106V74H105V72H104V76H103V78L106 76L107 78H111V80L112 81H114V78L115 77H113L111 74H113V75H115V73H111L110 71L109 72H107ZM109 73H111L110 75L112 76H109ZM122 73V72H121ZM132 73V72H131ZM156 73V72H155ZM168 73V72H167ZM177 73H179V72H177ZM176 73V74H177ZM183 73V72H182ZM181 73V74H182ZM191 73V72H190ZM197 73V72H196ZM200 73V72H199ZM201 73H204V72H201ZM218 73V72H217ZM263 73V72H262ZM16 75H18L17 73H15ZM41 75H42V73H40ZM97 74H99V71L97 72ZM119 74V73H118ZM123 75H124V73H122ZM170 74H172L171 72H169V75ZM205 74V73H204ZM213 74H210V76L208 75V77H211V75H212V77H213ZM252 74H254V73H252ZM6 75V74H5ZM11 75L12 74H10V77H11ZM15 75V76H16ZM38 75V74H37ZM47 75H45V76H47ZM50 75V76H49ZM62 75V74H61ZM141 75V74H140ZM163 75V74H162ZM178 76H179V74H177ZM176 75V76H177ZM191 75V74H190ZM217 75V74H216ZM220 75H221V73H220ZM219 74H218V76L217 77H221ZM7 76H8V74H7ZM54 78H52V77ZM59 77V78H57V77ZM165 76V75H164ZM173 77V74L172 75H170V77ZM177 76V77H178ZM195 76V75H194ZM198 76H199V74H198ZM204 76V75H203ZM234 76V75H233ZM259 75H257V77H258ZM21 77H22V75H21ZM37 77V76H36ZM99 77V78H100ZM105 77V78H106ZM117 77V76H116ZM127 77H128V75H125L123 78H122V75H121V78H122V81H123V83L127 80ZM162 77V76H161ZM167 77H168V74H167ZM180 78H181V80H183L182 79V77H181V75L179 76ZM201 77H202V74H201ZM201 77H199V78H201ZM205 77H206V75H205ZM214 77H215V75H214ZM230 77V76H229ZM42 77H40L39 79H41ZM45 78V77H44ZM47 78H52L53 80H51V79H47ZM70 78H72V77H70ZM85 78V77H84ZM103 78H101L102 80H103ZM106 78V81L107 80H109V79H107ZM113 78V79H112ZM156 78V77H155ZM157 78H159L158 76H157ZM188 78V77H187ZM187 78H184V79H186V81H188L187 80ZM190 78V77H189ZM198 77L196 78L197 79V83L199 82V79ZM216 78V77H215ZM224 78V77H223ZM233 78V77H232ZM237 78V77H236ZM250 78V77H249ZM11 79H13V77H11ZM23 79V81H24V77L22 78ZM58 79H60V80H58ZM67 79L68 78H66L65 79V81H67ZM118 79V77L117 78H115V81ZM168 79V78H167ZM172 79H176V78H172ZM191 80H194L195 78H193L192 79V77L190 78ZM195 79V80H196ZM205 79V78H204ZM206 79H208V78H206ZM238 79V78H237ZM257 79V78H256ZM264 78H262V80H263ZM20 80V79H19ZM70 81H71V79H69ZM68 80V81H69ZM74 80V79H73ZM99 80V79H98ZM102 80H100V81H102ZM105 80V79H104ZM169 80H170V78H169ZM178 81V82H181L180 84H182L183 85V83H182V81ZM209 80H211V79H209ZM209 80H205V82L202 80V82H203V84H206V83H208L207 81H209ZM215 81H213L212 82V80H211V84H213L214 82L216 83V80L217 79H214ZM222 80V79H221ZM242 80V79H241ZM12 81H14V80H12ZM22 81V80H21ZM25 81H27V80H25ZM25 81H24V83H25ZM39 81V82H40ZM60 81V82H59ZM69 81V82H70ZM75 81V80H74ZM99 81V82H100ZM165 81V80H164ZM185 80H183V82H184ZM186 81L184 82V83H186ZM200 81H201V79H200ZM218 81H220V80H218ZM218 81H217V86H218V84H219V86H224V84L220 81L219 83H218ZM225 81H227V80H225ZM10 82V81H9ZM15 82H18V81H16V79H15ZM20 82V81H19ZM29 82V80L27 81V83ZM44 82V83H43ZM105 82V81H104ZM111 82V81H110ZM158 82H159V80H158ZM174 82V81H173ZM193 82L194 81H190L189 80V82H187V83H189V84H193ZM202 82H201V85L199 86L200 87V91L202 90V89H204V91H205V87L203 86V84H202ZM263 82H264V80H263ZM7 83V82H6ZM5 83V84H6ZM12 83V82H11ZM24 83H21V84H18V86L16 85V87H18V88H20V86H23V84ZM27 83H25V86L27 85ZM34 83V82H33ZM32 83V81H30V84L29 85H31V84H33ZM37 83V82H36ZM108 83H109V81H108ZM196 83V82H195ZM220 83H222V85L220 84ZM226 83V82H225ZM251 83V82H250ZM254 83V86L255 85H257V83H258V80H257V83L255 84V82H253ZM253 83H251V84H253ZM261 83V82H260ZM259 83V84H260ZM9 84V83H8ZM13 84V83H12ZM15 84H17V83H15ZM45 84V85H44ZM102 83H100L99 85H101ZM165 84H166V82H165ZM172 84H174V83H172ZM179 83L177 84V85H179V86H181ZM200 84V83H199ZM199 84H197V85H199ZM230 84V83H229ZM248 84V83H247ZM14 85V84H13ZM13 85L11 86V87H13ZM20 85V86H19ZM105 85V84H104ZM110 85V84H109ZM108 85V86H109ZM176 85V86H177ZM187 85V86H186ZM186 85H183V87L185 86V87H188L189 85L188 84H186ZM194 85V84H193ZM196 85V84H195ZM194 85V86H195ZM208 84H206V87H208L207 86ZM226 85V84H225ZM249 85V84H248ZM262 85V84H261ZM264 85V84H263ZM25 86H23V87H25ZM28 86V85H27ZM26 86V87H27ZM34 86V85H33ZM32 86V87H33ZM36 86V85H35ZM35 86H34V88L33 89H35ZM68 86V85H67ZM122 84L117 88V90H118V92L119 91H121V90H128V89H122ZM163 86V85H162ZM169 86H170V84H169ZM176 86H175V88H176ZM201 86H203L202 88H201ZM210 86V85H209ZM216 86V84H215V88L213 87L212 89L211 88H208L209 90L211 89L212 91H213V89L215 90L214 91V93L215 94H217L218 96H223V94H224V96H225V98H224V96H223V99H225V100H223L224 102H225V104L227 105V103L230 101H236L235 102V107L233 108L234 110L233 111H236V113H238L239 111H243V110H245L243 107H245V105L244 104H246V103H243V101L244 100H246V98L244 99V100H241V99H239L238 100V98L237 97H235L234 96V93H231V94H227V93H229V92H227V91H224V92H222L221 91V89H218L219 88V86L217 87ZM227 86V85H226ZM10 87V88H11ZM15 87V89H17L18 90V88H16ZM25 87V88H26ZM44 87V92L42 91V88ZM69 87V86H68ZM67 87V88H68ZM182 87V88H183ZM191 87V86H190ZM210 87H212V86H210ZM225 87V86H224ZM232 87V89H233V86H231ZM244 87V86H243ZM243 87H242V89H243ZM250 87V86H249ZM251 87H253V85L251 86ZM264 87V86H263ZM14 88V87H13ZM12 88V89H13ZM29 88V87H28ZM28 88H26V89H28ZM70 88V87H69ZM97 88V87H96ZM108 89V90H110L109 88H110V86L109 87H105L104 89ZM193 88H195V87H192L191 88V92L193 91L192 89ZM221 88H223V87H221ZM226 88V87H225ZM225 88H223L224 90H225ZM227 88H229V90H232V89H230V87H228L227 86ZM245 88H247L246 86H245ZM244 88V90L247 92V93H249L246 89ZM11 89V90H12ZM25 89V92H24V94L26 95V92L28 91L29 92V90H26ZM166 89V88H165ZM170 89H171V87H170ZM178 89V88H177ZM187 89V88H186ZM207 89V88H206ZM218 89V90H217ZM240 89V88H239ZM259 90H261L262 88H258ZM258 89H257V93L259 92L258 91ZM10 90V91H11ZM37 90V91H38ZM40 90H39V93H41L40 92ZM93 90H95V88H93ZM162 90V89H161ZM167 90V89H166ZM173 90H175L174 89V87H173ZM178 90H180V89H178ZM183 90H185V89H183ZM198 89H196V92L194 91L193 92V95L192 96H194V94H197V92H200L199 90L197 91ZM220 90V91H219ZM251 90V89H250ZM13 91H14V89H13ZM22 91H24V90H22ZM21 90L19 91L20 92V94H21V92H22ZM30 91H31V89H30ZM96 91H98V90H96ZM188 93L190 92V89H189V91H188V89L186 90ZM185 91V92H186ZM253 91H254V89H253ZM65 92H66V94H65ZM108 92V91H107ZM117 92V93H118ZM168 92H169V90H168ZM173 92V91H172ZM177 92V91H176ZM176 92H174V93H176ZM237 93H238V91H236ZM31 93L32 92H30V95H31ZM37 93V92H36ZM39 93H38V95H39ZM45 93V94H44ZM64 93V94H63ZM89 93V92H88ZM162 93V92H161ZM165 93V92H164ZM164 93H163V95H164ZM172 94L173 96L174 95H176V94ZM180 93V92H179ZM206 93V92H205ZM204 92H203V94L204 95H202V96H204V97H201L200 95L197 97L198 99H199V97H201L202 99H200V101H203V102H200V105H201V103L202 104H205L204 102H207V100H211L210 102L213 104V102H214V104H213V106L215 105V104H223L224 105V102L222 101V97L220 98V100H221V102H219V101H217V100H219V98H215V97H212L210 94H208V97L207 98H210V99H207L205 96H207V93L205 94ZM236 93V94H237ZM246 93V94H247ZM255 93H256V91H255ZM262 93V94H261ZM23 94V93H22ZM21 94V95H22ZM23 94V95H24ZM28 94V93H27ZM35 94V93H34ZM97 94H100V92L99 93H97ZM108 94H109V92H108ZM110 94H112V93H110ZM109 94V95H110ZM169 94H171V93H169ZM169 94H167V95H169ZM199 94V93H198ZM197 94V95H198ZM260 94H261V96H262V99H264L263 97H264V90L262 91H260ZM24 95V96H25ZM50 95V96H49ZM105 95H106V92H105ZM117 95V94H116ZM185 95H186V93H184V97H185ZM196 95V96H197ZM238 95H240L241 97H243L242 96V93H238ZM249 95V94H248ZM259 95V94H258ZM15 96V95H14ZM64 96V97H63ZM108 96V95H107ZM169 96H171V95H169ZM168 96V97H169ZM181 96H183V95H181ZM209 96H211V97H209ZM227 96V97H226ZM234 96V97H233ZM254 96V95H253ZM260 96V95H259ZM17 97V96H16ZM80 97H81V94H80ZM147 97V96H146ZM175 97V96H174ZM178 97H179V95H178ZM195 97V96H194ZM229 97V100L227 101V103H226V100H227V98ZM239 97V96H238ZM6 98V97H5ZM12 98H13V96H12ZM36 98H37V95H36ZM40 98H43V97H41V95H40ZM117 97H114L113 98V100H111V102H109V105H108V107L110 106V110H109V112L110 113H119L118 115H120V112H124V111H133V112H135V114L140 110V112H138V114L139 113H141V109L143 110H148L147 108H144V106H146V103L148 102V100L147 101H145V102H134V103H132V102H126V101H123V100H121V98L120 97H118V99H116ZM177 98V97H176ZM206 98V99H205ZM211 98H213V99H215L214 101H213V99H211ZM233 98H235V99H233ZM237 98V99H236ZM240 98V97H239ZM249 98V97H248ZM46 99V100H47ZM68 99V98H67ZM145 99V98H144ZM180 99V98H179ZM204 99H205V101H204ZM232 99V100H231ZM243 99V98H242ZM252 99V98H251ZM259 99V98H258ZM2 100V99H1ZM0 100V101H1ZM37 100V102H38V99H36ZM73 100V101H72ZM76 100V99H75ZM187 101H188V99H186ZM241 100V101H240ZM3 101H6V99L5 100H3ZM28 101V102H29ZM72 101V102H71ZM155 102H156V99L154 100ZM163 101V100H162ZM195 101V100H194ZM199 101V100H198ZM209 101L207 102L208 104H207V106H209V104L211 105V103H209ZM237 101H239V102H237ZM258 101H261V100H258ZM15 102V101H14ZM163 102H165V101H163ZM179 102V101H178ZM252 102V101H251ZM264 102V101H263ZM40 103H41V101H40ZM86 103H87V101H86ZM102 103H104V102H102ZM187 103V102H186ZM250 103V102H249ZM258 103V102H257ZM261 103V102H260ZM84 104V103H83ZM175 104V103H174ZM180 104H182L183 106H184V104L181 102ZM248 104V103H247ZM259 104V103H258ZM78 105V106H77ZM153 105V104H152ZM177 105H179V104H177ZM200 105H198V106H200ZM34 106H35V108H34ZM80 106V107H81ZM85 106V105H84ZM170 106H171V104H170ZM206 106V105H205ZM216 106V105H215ZM218 106V105H217ZM254 106V105H253ZM262 106H264V105H262ZM40 107V106H39ZM86 107H88V105L86 106ZM90 107V106H89ZM88 107V108H89ZM156 107V106H155ZM188 107V106H187ZM200 107H202V106H200ZM204 107V106H203ZM247 107H249V104H248V106ZM250 107H251V109H252V105H250ZM249 107V108H250ZM255 107V106H254ZM1 108V107H0ZM12 108V107H11ZM48 108V107H47ZM87 108V109H88ZM149 108V107H148ZM151 108V107H150ZM160 108V107H159ZM193 108L195 109L196 108V106L194 107L193 106ZM197 108H199V107H197ZM213 108V107H212ZM40 110H41V107L39 108ZM86 109V108H85ZM152 109V108H151ZM164 109V108H163ZM171 109V108H170ZM174 109V108H173ZM186 110V108H182V110ZM188 109V108H187ZM220 110H224L222 107L221 108H219ZM264 109V108H263ZM37 110H38V108H37ZM39 110V112H41ZM44 110H46V109H44ZM92 110V109H91ZM145 110V111H146ZM162 110V109H161ZM175 110V109H174ZM191 110V109H190ZM219 110V112H222V111H220ZM247 110V109H246ZM33 111H31L32 112V114L35 116V117H38L39 115H37V114H39V113H35V112H33ZM103 111V110H102ZM179 111H181V110H178V112ZM187 111H189V110H187ZM193 111V110H192ZM225 111H227V110H225ZM262 111V110H261ZM5 112H6V114H5ZM43 112V111H42ZM78 112H80V110L78 111ZM78 112L76 111L75 113H77L78 114ZM83 112V111H82ZM96 112V111H95ZM162 112V111H161ZM177 112V113H178ZM184 113H185V111H183ZM197 112V111H196ZM215 112H217V111H215ZM263 112V111H262ZM1 113H2V111H1ZM35 113V114H34ZM44 113H45V111H44ZM43 113V114H44ZM88 113V112H87ZM103 113V112H102ZM109 113V114H110ZM169 113V112H168ZM181 113V112H180ZM183 113V114H184ZM224 113H226V112H224ZM236 113H234V117H235V114ZM81 114H83V113H81ZM125 114V113H124ZM132 114V113H131ZM134 114V113H133ZM133 114H132V116H133ZM148 114V113H147ZM182 114V113H181ZM216 114V113H215ZM9 115H11V116H9ZM95 115V114H94ZM125 115H127V114H125ZM129 115V114H128ZM142 115V114H141ZM146 115V114H145ZM169 115H170V113H169ZM195 115V114H194ZM198 115V114H197ZM196 115V116H197ZM229 115V114H228ZM232 115V113L230 114V116ZM258 115L259 114H257V118H256V120L258 119ZM260 115H263V114H260ZM2 116H1V114H0V117L2 118ZM41 116H43V115H41ZM86 116V115H85ZM96 116H97V114H96ZM108 116V115H107ZM111 116V115H110ZM110 116H108V117H110ZM115 115H113V117H114ZM121 116V115H120ZM124 116V115H123ZM123 116H121V117H123ZM148 116V115H147ZM179 113H178V116H177V118H179ZM189 116L190 115H188L187 116V118H189ZM238 116V115H237ZM241 116V115H240ZM17 117H16V120H17ZM33 116H31L30 118H28V119H31V121H35L36 120V118L34 117V119L35 120H33V118H32ZM77 117V116H76ZM76 117H75V119H76ZM79 117H80V114H79ZM83 117V116H82ZM81 117V118H82ZM112 117V116H111ZM135 117V116H134ZM143 117V116H142ZM186 117V116H185ZM195 117V116H194ZM193 116L192 117H190L191 119L192 118H194ZM217 118H218V116H216ZM254 117V116H253ZM260 117H262V116H260ZM9 118H11L10 120H9ZM90 118V117H89ZM145 118H147V117H145ZM144 118V119H145ZM148 118H150V117H148ZM153 117H151V119H152ZM166 118V117H165ZM176 118V117H175ZM181 118V117H180ZM199 118H201V117H199ZM206 118V117H205ZM205 118H203V119H205ZM215 119L216 121L218 120V119ZM239 118H241V117H239ZM262 118H264V117H262ZM18 119V120H19ZM42 119V117H40L39 116V118L37 119V120H41ZM93 119H94V117H93ZM114 119H116L115 117H114ZM137 119V118H136ZM138 119H139V117H138ZM142 119V118H141ZM173 119V118H172ZM196 119V118H195ZM207 119V118H206ZM253 119V118H252ZM79 120V119H78ZM117 120V119H116ZM120 120V119H119ZM129 120H131V118L129 119ZM143 120V119H142ZM154 120V119H153ZM167 120V119H166ZM181 120V119H180ZM180 120H178V122L180 123V124H184V123H182V122H180ZM187 121H188V119H186ZM194 120V119H193ZM213 120V119H212ZM211 120V121H212ZM214 120V122H216ZM220 120V119H219ZM221 120H223V119H221ZM262 120V119H261ZM261 120H260V123H261ZM1 121H0V123H1ZM13 121H15V120H13ZM90 121V120H89ZM96 121V120H95ZM186 121V122H187ZM195 121V120H194ZM193 121V122H194ZM210 121V122H211ZM224 121V120H223ZM258 121V120H257ZM263 121V120H262ZM84 122H85V120H84ZM127 122V124L129 123L128 121H126ZM173 122H175V121H173ZM198 122V121H197ZM219 122V121H218ZM12 123V122H11ZM10 123V124H11ZM20 123H19V126H20ZM123 123H124V121H123ZM133 123H135V122H133ZM177 123V122H176ZM175 123V124H176ZM207 123V122H206ZM238 123V122H237ZM255 123V122H254ZM257 123V122H256ZM91 124V123H90ZM99 124H101V123H99ZM171 124H172V121H171ZM208 124V123H207ZM216 124H218L217 122H216ZM219 124H220V122H219ZM224 124V123H223ZM258 124V125H257ZM257 124H255L254 126L258 129V126L260 127H262L261 129L262 130H264V126H263V122H262V124L261 125H259V121H258V123ZM38 125H36V127L38 126ZM177 125H179V124H177ZM187 125V124H186ZM192 125H193V123H192ZM229 125V124H228ZM16 126H17V124H16ZM77 125H75V127H76ZM87 126V125H86ZM164 126H167V125H164ZM171 126V125H170ZM224 126V125H223ZM240 126V125H239ZM43 127V126H42ZM80 127V126H79ZM90 127V126H89ZM99 127H100V125H99ZM176 127V126H175ZM186 127V126H185ZM192 127V126H191ZM194 127V126H193ZM8 128V127H7ZM174 128V127H173ZM220 128V127H219ZM42 129V128H41ZM43 129H44V127H43ZM83 129V128H82ZM84 129H85V127H84ZM90 129H91V127H90ZM171 129V128H170ZM169 129V130H170ZM190 129H192V128H190ZM215 129H217L218 130V128L216 127ZM214 129V130H215ZM21 130V131H22ZM81 130V129H80ZM98 130V129H97ZM167 130V129H166ZM173 130V129H172ZM186 130V129H185ZM33 130H31V133H33L32 132ZM34 131H35V129H34ZM161 131V130H160ZM40 132H44V131H40ZM169 132V131H168ZM233 132V131H232ZM18 133V132H17ZM31 133L29 134V136L31 135ZM91 133H93V131L91 132ZM96 133V132H95ZM179 133V132H178ZM177 133V134H178ZM180 133H182V132H180ZM73 135L72 136V138L74 137V134H75V139L76 140H80V139H82V140H80V141H75V146H72V145H74V143H72V142H74V138H73V141L70 139V137H71V135ZM159 135L161 134L160 132L158 133ZM183 134V133H182ZM187 134V133H186ZM201 134V133H200ZM212 134H211V136H212ZM224 136H222V135ZM6 135V134H5ZM4 135V136H5ZM26 135H27V137H26ZM33 135V134H32ZM70 135V136H69ZM189 135V134H188ZM192 135V134H191ZM18 136V135H17ZM34 136V135H33ZM38 136V135H37ZM44 136V135H43ZM42 136V137H43ZM46 136H47V134H46ZM79 137L78 139L76 138V137ZM98 136V135H97ZM0 137H3V136H1L0 135ZM88 137H90V136H88ZM92 137H93V135H92ZM113 137V136H112ZM160 137H162V136H160ZM181 137V136H180ZM183 137V138H182ZM181 137V139L183 140V139H185V136H182ZM191 137V136H190ZM189 137V138H190ZM16 138V137H15ZM15 138H13L14 140H16ZM19 138H20V136H19ZM18 138V139H19ZM32 138V139H33ZM170 137H168V139H169ZM188 138V137H187ZM195 138V137H194ZM8 141L10 140L9 138H6ZM12 139V138H11ZM30 139H31V136H30ZM33 139V141H36V140H34ZM91 139V138H90ZM172 139H170V142H172ZM232 139V138H231ZM93 140V139H92ZM91 140V141H92ZM159 140H160V138H159ZM5 141V140H4ZM10 141H12L13 142V140H10ZM31 141V140H30ZM32 141V142H33ZM41 141V142H40ZM70 141V142H69ZM88 144H86L85 146H83L84 144H85V142ZM91 141H90V143H91ZM94 141V140H93ZM156 141V143L158 142V138L155 140ZM262 141H263V139H262ZM15 142V141H14ZM13 142V143H14ZM29 142V143H28ZM79 142H84V143H79ZM153 142V141H152ZM151 142V143H152ZM169 142V141H168ZM181 142V141H180ZM183 142L185 143V141L183 140ZM254 142H256V141H254ZM36 143V144H37ZM76 143H78V148L76 147ZM150 143V142H149ZM156 143H155V146H156ZM163 143V142H162ZM161 143V144H162ZM166 144H168L167 142H165ZM175 143H177L176 145H175ZM259 143V142H258ZM262 143V142H261ZM35 143H33V146H35L36 145ZM81 144V145H80ZM101 144H102V142H101ZM160 144V145H161ZM234 144V145H233ZM264 144V143H263ZM16 145V144H15ZM79 145L81 146V148H79ZM154 144H152V146H153ZM240 145V144H239ZM259 145V144H258ZM3 146H4V144H3ZM83 146V147H82ZM148 146V145H147ZM234 146V147H233ZM262 146H264V145H262ZM5 147V146H4ZM7 147H8V145H7ZM10 147V146H9ZM14 147V146H13ZM12 147V148H13ZM36 147V146H35ZM39 147V148H40ZM65 147V148H64ZM90 147V148H89ZM88 147V149L87 150H89V149H92V144L90 145ZM96 147H97V145H96ZM173 147V148H172ZM2 148V147H1ZM16 148V147H15ZM68 148V149H67ZM172 148V149H171ZM175 148V149H174ZM241 148V147H240ZM252 148V147H251ZM260 148V147H259ZM264 148V147H263ZM263 148H261V149H263ZM3 149V148H2ZM1 149V150H2ZM8 149V148H7ZM64 149H65V151H67L68 150V152L71 150V151H73V152H70L71 154L72 153H76V154H73V156L74 157H72V155L70 154V153H68L67 155L68 156H66L65 154H64V152H63V155H65V156H63L62 155V151H64ZM237 151H236V150ZM245 149L246 148H242V151L244 150L245 151ZM10 150V149H9ZM8 150V151H9ZM14 150V149H13ZM27 150H29V152L26 154V152H27ZM163 150V151H162ZM252 150V149H251ZM7 151V150H6ZM43 151V150H42ZM76 151V152H75ZM92 151V150H91ZM91 151L89 150V152L91 153ZM143 151V152H144ZM165 151V152H164ZM236 151V152H235ZM247 151V150H246ZM2 152V151H1ZM10 152H12V151H10ZM13 152H15V151H13ZM23 152V153H22ZM25 152V153H24ZM31 152V154L32 155H36V153L38 154V155H36V156H32L31 154V156L29 155V153ZM50 152H53V155H51V153ZM142 152V153H143ZM160 152L162 153V154H160ZM171 152V153H170ZM234 152L236 153V154H234ZM20 153V154H19ZM35 153V154H34ZM43 153V154H42ZM66 153V152H65ZM96 153V152H95ZM171 154L170 156H169V154ZM248 153V152H247ZM257 153V152H256ZM262 153H263V151H262ZM6 154V153H5ZM9 154V153H8ZM22 154H23V156L25 155L26 156V160L28 161V163L26 162V160L24 159V157L22 156ZM82 155V156H79V155ZM92 154V153H91ZM98 154V153H97ZM138 154V153H137ZM244 154V153H243ZM242 154V156H246V155H243ZM258 154V153H257ZM20 155V156H19ZM79 156V157H82L80 160L81 161H83V163L82 164H78V162H80L81 163V161H77V159H75V158H78L77 156ZM87 155V156H86ZM105 155V154H104ZM157 155V156H156ZM237 155V156H236ZM253 155H254V153H253ZM264 155V154H263ZM262 155V156H263ZM30 156V157H29ZM76 156V157H75ZM94 156H96V159H97V155H94ZM248 156V155H247ZM112 157V156H111ZM133 157H135V156H133ZM135 157V158H136ZM234 157H236V158H238V162L237 163H240V166L241 165H243V163H245V165H243V167L240 169V166L238 165V164H236V163H234V162H231V161H233L232 159H234ZM6 158V159H5ZM104 158V157H103ZM236 158H235V160L234 161H236ZM239 158H240V161H239ZM245 158V157H244ZM5 159V160H4ZM9 159H10V161H11V163L12 164H10V162H9ZM55 159L58 161H55ZM94 159H95V157H94ZM137 159V158H136ZM154 159V160H153ZM164 159V160H163ZM259 159V158H258ZM54 160V162H51V161H53ZM261 159H259V161H260ZM2 161H0V162H2ZM60 161V162H59ZM65 161V162H64ZM71 161V162H70ZM73 161V162H72ZM258 161V160H257ZM109 162H112V161H109ZM123 162V161H122ZM243 162V163H242ZM255 162V161H254ZM18 163H20V166H19V164ZM29 163H31V164H29ZM233 163V164H232ZM260 164H262V163H264V162H259ZM16 164H15V166H16ZM22 164V165H21ZM35 164V165H34ZM235 164V165H234ZM248 164H251L250 162H248ZM259 164V165H260ZM2 165H4L3 163H2ZM236 165H238L239 166V172L243 169V171H241V172H243L244 173V175L242 174V176L240 175V178H238V175L237 174H239V172L236 174V172H234L233 170H231V168H233L234 170H237L236 168H238ZM256 165V164H255ZM259 165H256L255 167H258ZM4 166V167H5ZM22 166H26L25 168H23ZM34 166H35V169H29V168H34ZM36 166H37V168H36ZM134 166H138L139 167V169H137L136 170V172L135 171H133V169L131 168V167H134ZM233 166V167H232ZM235 166V167H234ZM252 166H253V164H252ZM260 166H262V165H260ZM13 167H14V165H13ZM21 167V168H20ZM119 167V168H118ZM247 167V166H246ZM249 168H251L252 169V167H250V166H248ZM6 168V167H5ZM8 168V173H9V169ZM248 169V168H247ZM251 169H248V170H251ZM232 171V173H234L235 175H237L236 177L238 178H236L237 180H235V182H234V179H232L231 177H230V175H232V176H234V174H232L231 173V171ZM254 171V170H253ZM252 170L250 171V172H253ZM259 171H260V173H259ZM133 172H135V173H133ZM246 172V173H245ZM249 172V173H250ZM7 173V174H8ZM9 173V174H10ZM80 173H83L85 176V178H83V176H82V178H80L81 176L79 175ZM229 173H231V174H229ZM249 173H247L246 175H248V178H249ZM121 174H127L125 177H123V175L121 176ZM79 175V176H78ZM111 175H116L115 177H117V178H115V180H112V178L114 179V177L113 176H111ZM8 176V175H7ZM11 176V177H12ZM110 177H112L111 178V180H110ZM122 178L121 180L120 179H118V178ZM235 177V176H234ZM12 179V178H11ZM108 179V181H111V182H108V184H107V180ZM118 181V183H117V181ZM253 180L255 181V182H253ZM263 180V179H262ZM8 181L9 180H7V183H8ZM261 181V180H260ZM259 181V182H260ZM106 182V184H104ZM114 182H116L117 184V186L115 185V183ZM258 182V183H259ZM262 182V181H261ZM28 183V184H29ZM109 183H110V185H112V186H109ZM112 183V184H111ZM120 183V184H119ZM114 184V185H113ZM119 184V185H118ZM18 185H20V184H18ZM9 186V185H8ZM36 186V187H35ZM10 188H11V186H10ZM12 189V188H11ZM2 190H3V188H2ZM6 191H8V190H6ZM10 191V190H9ZM14 191V192H13ZM262 192H264V191H262ZM262 192H261V195H263L262 194ZM260 196V195H259ZM261 197V196H260ZM263 198V197H262ZM7 202H9V204H7ZM261 202V201H260ZM6 203V204H5ZM263 204V203H262ZM8 209V208H7ZM8 209V210H9ZM260 209V208H259ZM259 211V210H258ZM257 211V212H258ZM261 212V211H260ZM264 212V211H263ZM14 216V215H13ZM258 217V216H257ZM3 223V222H2ZM12 223V224H11ZM5 224V223H4ZM3 228H5L4 226H2ZM2 227H0V230H2ZM7 228H8V230H7ZM21 230H22V227H21ZM25 230H26V228H25ZM20 231V230H19ZM28 231V230H27ZM1 233V232H0ZM6 233V232H5ZM1 235V234H0ZM8 235H6V237H7ZM6 237H3L4 238V240L6 239ZM16 237V236H15ZM18 237V236H17ZM20 237V236H19ZM1 240V239H0ZM22 240V239H21ZM31 240V241H30ZM6 241V240H5ZM24 241V240H23ZM6 242H9V240H7ZM88 242H90L89 243V249L87 248L88 247V245H87V243ZM10 243H11V241H10ZM25 244H26V241H25ZM0 245H1V242H0ZM24 245V244H23ZM26 245V246H27ZM32 245H30V247L32 246ZM87 245V246H86ZM14 246V245H13ZM34 246H32V247H34ZM21 247V246H20ZM29 246H28V248L27 247H25L26 249H29L30 248ZM25 249V250H26ZM30 249H32V248H30ZM37 249V250H38ZM2 251V250H1ZM3 252V251H2ZM2 252H1V254H2ZM31 252V251H30ZM34 252V251H33ZM55 252H57V255H58V258L56 257V258H51L52 257V255H54L55 254ZM89 254H88V253ZM25 254V253H24ZM28 254H30L29 252H28ZM28 254H26V256H24V257H28L27 255ZM84 254V259H82V258H80V259H78V260H76L78 257L77 256H79V257H81V255H83ZM8 255H9V253H8ZM32 255H34V253L32 254ZM85 255H87V257L85 258ZM3 256H5V255H3ZM6 257V256H5ZM77 257V258H76ZM0 258H1V256H0ZM14 258V257H13ZM74 258H76V259H74ZM88 258H90L88 261L86 260V259H88ZM24 260H26L25 258H23ZM22 259V260H23ZM27 259H29V258H27ZM4 260V259H3ZM7 260H8V258H7ZM5 261V260H4ZM77 261V262H76ZM83 261V262H82ZM0 262H3L2 261V259L0 260ZM9 262V261H8ZM22 262V261H21ZM25 262V263H26ZM51 262V263H50ZM6 263H7V261H6ZM5 263V264H6ZM2 264V263H1ZM4 264V263H3ZM9 264V263H8ZM12 264V263H11ZM16 264V263H15ZM32 264V263H31ZM34 264V263H33Z\"/></svg>",
  "mask_w": 264,
  "mask_h": 264
},
{
  "label": "crops",
  "instance_id": "2",
  "mask_svg": "<svg viewBox=\"0 0 264 264\" xmlns=\"http://www.w3.org/2000/svg\"><path fill=\"white\" fill-rule=\"evenodd\" d=\"M3 2L4 0H0V2ZM6 1H8V2H6V3H1L0 4V23L2 22H4V24H5V21L6 20H8V21H11L12 22V24L14 23L15 25H13V26H11V23L9 22V24H10V26L9 27H13V29H9L11 32H14L16 29H14V28H16L17 27V30H16V32H14V33H11L9 30H7L9 27H6V25L8 24V23H6V25H3V26H5L3 29L5 30H2V31H4L2 34L4 35V33L6 32V30L9 32V34H5L4 36H6V37H3V35L2 34H0V36H2V37H0V57L2 56V57H5L6 56V53H11L10 54V56H12V58H14L15 59V62H12L11 61V57H10V61H11V63H9L8 62V64H7V62H4V65L3 64H1L2 62H3V59H1L2 60V62L0 61V65H2V66H0V69H1V71H0V107H2V105H3V107H4V105H6V104H8V101L9 102H12V103H9L10 104V110L12 111V109H13V107H14V105H16L15 107H14V109H13V111H16L15 110V108L17 107V109H18V107L20 106L21 107V105H20V99H22V102H25V101H29V100H31V101H36V103H37V105H38V110H37V108H36V112L35 111H33V110H31L30 109V105H31V103H30V101L28 102H26V104L28 105V103L30 104V105H28L29 106V109H30V112L28 113L29 114V116H27V122L31 125L30 127L31 128H26L25 130H26V132L28 131L27 129H31V130H33L32 132L33 133H31V130H29L30 132H28V134L27 133H25V131H23L22 130V128H20V127H22L21 126V121H20V119L18 118V117H20V115L22 114V113H20V111H19V109L16 111L17 112V114H18V112H19V114L20 115H17L16 114V117H17V120H16V117H15V119H13L14 118V114L16 113V112H10L11 114H13V118H12V121L10 120L11 118H9V120H10V123H9V126H1L0 125V135L1 136H3V137H0V157L2 156V157H7V155H8V157L9 156H12V154H15L16 156L14 157V159H13V157L12 158H10L13 162H16L17 163V161H18V158H17V145H18V140L20 139V138H25L24 136H25V134H27L28 135V140H29V142H31V143H29L30 144V146H31V148L33 149V150H40L41 149V152H43L44 153V147H43V143H41L42 144V147H40L41 145L40 144H38L37 143V140H38V138L37 137H41V139H40V137H39V139L43 142L44 140H42V139H44V138H47L48 137V132H49V127H47V126H44L43 125V123H40L41 125H38L37 123H39L40 121H43L44 119H43V117L45 116V114H49V105H50V100L49 99H47L46 97L48 96V95H46L45 93V99H44V96H42V92H41V90H40V92L41 93H39V90H38V88H41V86H42V84H41V86H39L40 85V83H42L40 80H44V82L46 81L45 79H46V77H48V75L47 74H49L50 73V65H45V64H49L50 62V58H49V56H50V52H51V45H50V36H49V34H50V21H52L53 19H54V17H55V19H54V21H52L53 23H55V21H56V19H57V17H56V15L55 14H57L58 12H60L61 11V13H58V15L59 14H61L60 16H58V19H57V21L60 19H62V20H64L63 22L64 23H58L57 21V23L58 24H64L65 25V23H67L69 20V23H71V21H72V23L74 22V23H78V24H81L80 26H79V31H80V34L79 35H77V34H74L73 36V39L74 40H72L71 42H67L66 41V39H65V37L64 38H62L61 39V35H59V41H58V43H60L61 45H59V46H61V47H57L58 48V51H57V54H59V56H60V53H62L63 52V50L65 51V52H63L62 53V55L61 56H63L62 58H59V56H58V68H57V70L58 71H60L59 73H58V76L59 77H61L60 79H58V80H60L62 83H60V85L61 84H63V87L64 86H66V85H68L71 89L69 90V92H68V94L67 95H64L63 97H64V99H63V101L65 100L67 103H70V102H68L69 101V99H70V97H68V95H70L71 96V98H72V96H74V97H76L75 99L73 98V100L74 101H76V102H73V103H77L79 100H80V103L82 104V106H83V108H88L89 106V108L88 109H92V110H96V111H98V112H100V113H106L108 116H110L113 120H115L116 121V125L117 126H120V125H122V121L125 119V117H126V115L125 114H131V113H134L133 111H124V112H120V115L121 116H123V117H121L120 115H118L119 113H110L109 112V110L111 109L110 108V106L108 107V106H106V103H109V102H111V100H113V98L114 97H117L116 99H118V97H120L121 98V100H123V101H128V102H132V103H134V102H145V101H150V103H154L155 101V99H156V102H159V101H161V87H162V83H161V81H162V78H163V70H165L166 71V69H167V71H169L168 69H170L171 67V69H173L174 71H179L180 69H177V67L175 68L174 67V65L173 66H171L169 63H167V62H165V60L167 61L168 59L170 60L171 59V61H176V60H178V59H185V63H187L186 65H188V64H195V66H198L197 64H200V63H202L204 60H205V53H204V50H203V48L205 47V45H207L204 41H205V27H204V25H203V23H208V21H207V19H209V22H211L212 21V19H213V21L214 22H221V21H233V22H245L246 20H244V16H246V15H248L247 14V11L245 10V8H243V7H245V6H243V4L241 3V0H240V2L238 3V2H234L233 4H219V3H211L209 0H203V2L204 3H200V1H202V0H190V2H189V0H172V2H171V0H163L164 1V3H163V1L162 0H153V2L155 1L156 3L159 1V3H157V6L156 7H158V5L160 4V5H162V3L163 4H166V2H167V4H169V7H168V5L166 4V5H164V9H161L162 8V6L160 7V5H159V8H155L154 6L156 5V3H155V5L153 6L152 4V1L151 0H27V2H26V0H6ZM30 1H31V3H30ZM52 1V2H51ZM60 1V2H59ZM61 1H64V2H62L61 3ZM98 1V2H97ZM114 1V2H113ZM119 1H121V2H119ZM127 1V2H126ZM145 1V3L148 1H150L151 2V5H149L148 4V2H147V4L148 5H144V2ZM192 1V2H191ZM11 2H12V4H11ZM15 2V3H14ZM19 2V3H18ZM20 2H21V4H20ZM55 2H57L56 4H55ZM73 2V3H72ZM101 2V3H100ZM142 2V3H141ZM162 2V3H161ZM179 2V3H178ZM209 2H210V4H209ZM19 5H18V4ZM45 3V4H44ZM47 3H49V4H47ZM61 3V5L63 4V5H65L66 6V9H63L64 7H63V5L61 6L60 5V7L57 5V4H60ZM68 3H69V5H68ZM92 3V4H91ZM121 3V4H120ZM176 3V4H175ZM15 4V5H14ZM24 4H26V5H24ZM35 6H34V5ZM41 4V6L39 7L38 5H40ZM43 4H44V6H43ZM53 6H52V5ZM71 4V5H70ZM75 5V6H73V5ZM118 4V5H117ZM138 4H143L142 6L140 5H138ZM172 4V5H171ZM178 4V5H177ZM193 4H195V6L193 5ZM203 4H208V5H203ZM189 5V8L187 7ZM191 5V6H190ZM197 5V6H196ZM200 5V6H199ZM26 6V7H25ZM31 6H33V7H31ZM36 6H37V8H38V10H37V8H36ZM43 6V7H42ZM49 7L48 9H47V7ZM55 7L56 6V8L58 9H56L57 10V13L55 12V9H53L54 10V15H52V12H50V10H51V8L50 7ZM117 6H119V7H117ZM167 6V7H166ZM194 6V7H193ZM207 6V7H206ZM23 7H25V9H22ZM42 7V8H41ZM44 7H46L45 9H43ZM62 7V8H61ZM70 7V8H69ZM80 7H82L83 8V10H81L80 9ZM193 7V8H192ZM206 7V8H205ZM40 8H41V10H40ZM130 8H132L131 10H130ZM138 8V9H137ZM147 10H146V9ZM167 8V9H166ZM168 8H170V9H168ZM195 8V9H194ZM204 8V9H203ZM27 9V10H26ZM33 9H34V11H33ZM36 9V10H35ZM60 9V10H59ZM69 9H71V11L73 10V12L71 13V11L69 10ZM117 9V10H116ZM209 9H210V11H209ZM233 9V13H234V19H231V20H227V19H225V18H223L224 16H225V14L227 13V11H230V10H232ZM244 9V10H243ZM9 10V11H8ZM31 10H32V12H35V11H37V13L35 12V15H34V18H33V14H32V12H31ZM42 10H43V12H45V13H41L42 12ZM67 10V11H66ZM69 10V11H68ZM141 10H142V12H141ZM144 10H146L145 12H144ZM194 10V11H193ZM195 10H197V12L195 11ZM237 10V11H236ZM239 10H241V11H239ZM11 11V12H10ZM48 11V12H47ZM117 11V12H116ZM128 11V13H126ZM148 11V12H147ZM193 11V12H192ZM201 11V12H200ZM8 12V13H7ZM27 12V13H26ZM30 12V13H29ZM47 12V13H46ZM68 13V15H66L67 13ZM69 12H70V14H69ZM121 14H120V13ZM242 12H244V13H242ZM7 13V14H6ZM14 13V14H13ZM17 13H22V15H23V13H24V15H25V17H24V15L22 16V15H20V14H17ZM27 14V16H26V14ZM28 13H29V16H30V14L32 15V17L30 16V17H28ZM41 13V14H40ZM49 13L51 14V16L53 17L52 19H51V17L49 16ZM66 13V14H65ZM77 13V14H76ZM89 13V14H88ZM92 13V14H91ZM96 13V14H95ZM117 13V14H116ZM124 14V16H123V14ZM144 13H145V15H144ZM225 13V14H224ZM246 13V14H245ZM13 14V15H12ZM16 14H17V16H16ZM45 15V17H43L44 15ZM48 16H47V15ZM63 14V15H62ZM118 14H120V16L118 15ZM128 14V15H127ZM195 14V15H194ZM245 14V15H244ZM23 18V19H25V21L27 22V23H25V21L24 22H21V17ZM37 15H38V17L39 18H37ZM39 15H41V16H39ZM66 15V16H65ZM109 15V16H108ZM113 15H116V16H113ZM117 15L119 16V17H121V16H123L124 18H126V19H124L123 17L122 18H118V19H115V18H117ZM127 15V16H126ZM130 15V16H129ZM133 15V16H132ZM136 17H135V16ZM197 15V16H196ZM198 15H199V17H198ZM249 17H250V20H252V22H255V19L256 18H254L255 16L253 15V14H251V11H250V13H249ZM6 16V17H5ZM46 16L48 17V18H46ZM61 16H62V18H61ZM63 16H65V17H63ZM67 16H68V18H67ZM69 16H71V17H69ZM73 16V17H72ZM76 16V17H75ZM78 16V17H77ZM80 16H81V18H80ZM129 16V17H128ZM201 16H202V19H201ZM253 16V17H252ZM12 17V18H11ZM20 17V18H19ZM29 19H28V18ZM36 17V18H35ZM60 17V18H59ZM107 17V18H106ZM128 17V18H127ZM132 17V18H131ZM134 17V18H133ZM208 17V18H207ZM212 17V18H211ZM214 17H215V19H214ZM217 17V18H216ZM223 19H222V18ZM4 18V19H3ZM16 18H18V20H20V21H18V20H16ZM42 18H44V19H46L47 20V22H46V20H44V19H42ZM49 18H50V20H49ZM64 18V19H63ZM73 18H75L74 20H73ZM86 18V19H85ZM129 18H131V20L133 19V21H130L129 20ZM141 18V19H140ZM207 18V19H206ZM221 18V19H220ZM10 19V20H9ZM13 19H15V20H13ZM27 19V20H26ZM32 19H34V20H32ZM38 19H40V21L38 20ZM67 19H68V21H67ZM72 19V20H71ZM116 20L115 22L113 21V20ZM122 19V20H121ZM128 19V20H127ZM137 19H139L138 21H137ZM145 20V22L147 23V22H149L150 23V29L152 28V30H150V29H148L147 31H146V29H147V27L149 26V23H148V25H146V24H144L143 25V23H145V22H143L144 20ZM158 19V20H157ZM178 20L179 22H182V23H188V22H191L192 24H193V26H194V34L192 33V35L190 36V38H192L193 40H192V47H191V51H190V54H187L186 56H179L178 54H175V53H172V52H168L167 54H165L164 55V57H163V54H162V44H161V41H160V34H161V29H158L157 30V28H158V25H159V22H160V24L162 23V25L164 24V22L166 21L167 22V20L169 21V20ZM206 19V20H205ZM34 23V24H36V21H37V25H35L36 26V28H32V24H31V28L30 29H28V27H30L29 25H30V23L29 22H31V21ZM49 20V21H48ZM61 20V21H62ZM121 20V21H120ZM141 20V21H140ZM149 20V21H148ZM155 21V24L154 23H152V22H154ZM165 20V21H164ZM204 20V21H203ZM66 21V22H65ZM113 21V22H112ZM118 21H120V22H118ZM125 21V22H124ZM129 21V23L131 22H133L132 24L130 23V24H128L127 22ZM137 21V22H136ZM140 21V23L142 24V25H139V24H137L138 22ZM152 21V22H151ZM200 21V22H199ZM207 21V22H206ZM212 21V22H213ZM249 21V19L247 20V22ZM20 23V26H21V28H26V29H28L27 31L26 30H24V29H22L23 30V32H21L22 33V35H23V33L25 34V35H29L30 36V34H31V38L29 39V36H28V39H27V37L26 36H21V35H19V34H21L20 33V26H19V24L18 23ZM43 22H45V23H43ZM50 22V23H49ZM118 22V23H117ZM250 22V21H249ZM18 25H17V24ZM21 23H24L23 25V27H22V24ZM28 23H29V25H28ZM40 23V24H39ZM43 23V24H42ZM49 23V24H48ZM102 23V24H101ZM115 23H117V24H115ZM125 23H126V26H124L125 25ZM157 23H158V25H157ZM8 24V25H9ZM27 24V25H26ZM44 24H46L45 25V28L47 27L48 28V26H49V28L48 29H43V27H41V26H43ZM124 24V25H123ZM137 26H136V25ZM1 25V24H0ZM40 25V26H39ZM101 25V26H100ZM115 25H117V26H115ZM151 25H152V27H151ZM153 25H154V27H153ZM162 25H161V27H162ZM38 26V27H37ZM132 26H134L133 28H131ZM136 26V27H135ZM142 26V27H141ZM147 26V27H146ZM1 27H2V25H1ZM19 27V28H18ZM34 27V26H33ZM101 27V28H100ZM118 29H117V28ZM139 27V28H138ZM144 27H146L145 28V32H143V29L142 28H144ZM160 27V28H161ZM203 27H204V29H203ZM59 28H60V26H59ZM116 29V32H115V29ZM120 28V29H119ZM127 28H129V30L127 29ZM136 28V29H135ZM0 29H2V28H0ZM31 29H36V36L37 35H40V36H37V39L39 40V41H33L32 40V38H35L36 36L33 34V31H30ZM39 29H41L40 31H37V30H39ZM44 31H43V30ZM63 29L65 30V27H63ZM75 29H77L76 27H75ZM109 29H110V32H109ZM132 29V30H131ZM49 30V31H48ZM60 30H62V27H61V29H59V31ZM83 30V31H82ZM118 30V31H117ZM123 30L125 31L124 33H122L123 32ZM128 30V31H127ZM133 30H137L136 32L135 31H133ZM139 30V31H138ZM157 31V33H156V31ZM17 31L19 32V34H17L18 36H20L19 38H16V37H18V36H15L14 37V34L15 33H17ZM24 31H26V32H24ZM90 31V32H89ZM106 33H108V34H106ZM111 31L113 32L112 34H111ZM131 31V32H130ZM132 31H133V34H134V32L136 33V34H134L135 36L133 37V34H132ZM142 31V32H141ZM152 31H155L154 33H155V35L153 34L152 35V33L151 32ZM7 32V33H8ZM29 32H31V33H29ZM39 32H40V34H39ZM42 32V33H41ZM49 34H48V33ZM61 32V31H60ZM59 32V33H60ZM83 32V33H82ZM128 32V33H127ZM137 32H138V34H137ZM151 34H150V33ZM11 33V34H10ZM44 33H45V35H44ZM117 33V34H116ZM120 33V34H119ZM126 33V34H125ZM139 33H141V37H142V39H141V37H139L140 36V34ZM149 33V34H148ZM46 34H48V35H46ZM109 34H111V36L109 35ZM116 34V35H115ZM130 34H132V37H131V35ZM142 34H147L146 36L145 35H142ZM16 35V34H15ZM35 36V37H33V36ZM88 35V36H87ZM109 35V36H108ZM123 35H127L126 37L125 36H123ZM138 35V36H137ZM148 35H150V36H148ZM10 38V36H11V38H12V36H13V39L15 38L16 40H17V42H16V46H15V41H10L9 40V38ZM43 36V37H42ZM49 38H48V37ZM84 37V36H86V38H82V37ZM91 36V38H88V37H90ZM101 36V37H100ZM113 36H115V37H117V38H119V39H117V38H113ZM120 36V37H119ZM122 36V37H121ZM147 36H148V38H147ZM45 37H47L48 38V41H49V44H48V41H42V39H45ZM125 37V38H124ZM137 37H139L138 39H137ZM144 37V38H143ZM145 37H146V39H145ZM156 37V38H155ZM4 38H8V39H4ZM10 38V39H11ZM23 38V39H22ZM40 38V39H39ZM47 38L45 39V40H47ZM77 38H78V40H77ZM89 40H88V39ZM92 38H94V39H92ZM106 38H109V39H107V40H109V41H107L106 40ZM136 38V39H135ZM168 38V35H167V37L166 38H164V40L165 39H167ZM13 39H11V40H13ZM22 39V40H21ZM61 39V40H60ZM86 39V41H84ZM91 39V40H90ZM117 41H116V40ZM130 39V40H129ZM133 39H135V41L133 40ZM145 39V41H147V43L145 42V41H143ZM154 39V40H153ZM175 39V38H174ZM204 39V40H203ZM32 40V41H31ZM100 40H101V42H103V43H105L104 45L105 46H109V45H111V46H113V48L112 49H110V47L108 48H106L105 49V47H104V45H103V43H101L100 42ZM112 40H114V41H112ZM131 40H133L134 42H132ZM140 41V42H138V43H136L137 41ZM30 41V42H29ZM61 41V42H60ZM67 43H66V42ZM84 43V42H87L86 43V45L83 47V44H82V42ZM99 41V42H98ZM120 41H122V42H120ZM130 41V42H129ZM149 41V42H148ZM162 41H163V38H162ZM9 42H11V43H9ZM32 42H34V43H36V45L34 44L33 45V43ZM37 42L38 43H40V44H37ZM42 42V43H41ZM45 42H47V44L45 43ZM119 42V44H124L123 46H120L119 44H117ZM124 42V43H123ZM131 44V46H129L128 44L129 43ZM169 42H170V40H169ZM171 42L173 43L174 41H172V39H171ZM28 43H31V46L33 47V48H36L37 47V45H39V47L40 48H38V50H40L41 51V48L42 47H45V48H43V53L42 54H39V56H38V53H40V52H38L37 53V48H36V50L34 51H32V52H30L31 50V47L29 48V52H28V54L26 53L27 51H28V47L26 46V44H28ZM64 43H66L65 45H64ZM88 43H89V45H88ZM96 43V44H95ZM98 43V44H97ZM135 45H134V44ZM140 43V44H139ZM199 43V44H198ZM25 44V45H24ZM43 44H45V46H43ZM70 46H69V45ZM85 44V43H84ZM101 44V45H100ZM115 44H117V45H119L120 47H118V46H116L115 45V47H117V48H114V45ZM140 46H139V45ZM142 44V45H141ZM202 44V45H201ZM13 45V46H12ZM19 45L20 46H22L21 47V49L24 47L25 48V46H26V49H24V50H26V54L19 48V49H17L18 47H19ZM24 45V46H23ZM30 45V44H29ZM67 45V46H66ZM78 45H79V47H78ZM80 45H82V46H80ZM91 45V46H90ZM97 47H95V46ZM98 45H100V46H98ZM103 45V46H102ZM133 45L135 46V47H133ZM198 45V46H197ZM3 46H5V48H3V49H1ZM35 46V47H34ZM47 46V47H46ZM71 46H73L72 48H71ZM129 46V47H128ZM7 47V48H6ZM66 47V48H65ZM86 47V48H85ZM130 47H133L134 48V50H133V48L131 49ZM11 48V49H10ZM47 48H49L50 49V51L47 49ZM85 48V49H84ZM91 48H93V49H91ZM96 48V49H95ZM103 48V49H102ZM119 48H121V49H119ZM127 48H128V50H127ZM137 48V49H136ZM12 49L14 50V51H12ZM44 49H45V52H44ZM61 49V51H59ZM63 49V50H62ZM71 49H72V51H71ZM78 49V50H77ZM81 49V50H80ZM97 49H98V51H99V49H102V50H100L99 52L97 51ZM132 51H131V50ZM4 50V51H3ZM17 50L19 51H21L22 53H23V55L25 54V56H26V59L24 60L25 62H27V63H23L22 62V59H24L25 57H23V55H22V57L23 58H19V57H21V56H19V54L21 53L20 51L19 52H17ZM74 50H76L75 51V53H74ZM80 50V53L78 52ZM107 52H106V51ZM8 51V52H7ZM10 51V52H9ZM41 51V52H42ZM46 51H47V53H46ZM87 51V52H86ZM93 51V52H92ZM95 51V52H94ZM97 51V52H96ZM103 51V52H102ZM125 51V52H124ZM1 52H3V54L1 53ZM15 52H17L18 54H14ZM35 52V53H34ZM49 52V53H48ZM60 52V53H59ZM71 52V53H70ZM90 52H92V53H90ZM100 52H102L101 54H100ZM108 52H111V54H109ZM29 53H30V55H29ZM67 53V54H66ZM88 53H90L91 55H92V57H91V55L90 54H88ZM95 55H94V54ZM47 54V55H46ZM69 54H71V55H74L75 56V58H74V60H72V58H69L68 59V61H66L67 60V55L68 56H71V55H69ZM85 54V55H84ZM100 54V55H99ZM104 54V56H102ZM115 54V55H114ZM4 55V56H3ZM28 55V56H27ZM41 55V56H40ZM66 55V56H65ZM81 55H83V56H85V57H82ZM88 55V56H87ZM99 55V56H98ZM15 56H18V57H15ZM34 57L35 58V60H36V58H37V60L35 61V60H32L34 63H35V65L32 63V61H29V58H27V57ZM44 56H46L47 57V59H45L44 60V62H42V61H40V60H42L43 58H46V57H44ZM78 56H79V59H78ZM90 57V59L89 58H87V57ZM107 56V57H106ZM109 56H111V60H110V57ZM114 56V57H113ZM1 57V58H2ZM41 57H43V58H41ZM95 57V58H94ZM99 59H98V58ZM101 57V58H100ZM6 58V57H5ZM19 58V59H18ZM33 58V59H34ZM113 58H115V59H113ZM62 59H64V60H62ZM66 59V60H65ZM104 59V60H103ZM108 59H109V61L111 62H109L108 61ZM164 60V63H166V64H169V65H165L166 67H164L163 65H164V63L163 62H159L160 64H158V63H155V61H161V60ZM13 60V59H12ZM21 60V62H19ZM31 60V59H30ZM38 60L41 62V64L45 67V68H49L48 70L47 69H45L44 67L43 68H40V67H42V65L39 67V66H37V64H39V62H38ZM101 60V61H100ZM105 60H107L108 61V65H107V61H105ZM117 60V61H116ZM138 60H139V62H138ZM154 60V61H153ZM168 60V61H169ZM5 61V60H4ZM16 61H18L17 63H16ZM46 61H47V63H46ZM64 61V62H63ZM114 61V62H113ZM147 61H149V62H147ZM151 61H153L154 63L153 64H151ZM100 62V63H99ZM105 62V63H104ZM119 62V63H118ZM142 62V63H141ZM13 63V64H12ZM14 63H15V65H14ZM19 63V64H18ZM29 63V64H28ZM99 63V64H98ZM112 63H114V64H112ZM127 63H129V65L127 64ZM145 63H149L150 65H151V67H149V64H146L145 66H144V64ZM161 63H163V65H162V67L163 68H160L159 67V65H161ZM10 64V65H9ZM13 66H12V65ZM16 64H18V65H20V67H21V65H24V66H22L21 68L17 65L16 66ZM25 64H26V66H25ZM100 64L103 66H100ZM132 66H131V65ZM157 64V65H156ZM8 65V66H7ZM28 65H33L32 67L31 66H28ZM40 65V64H39ZM112 65H113V67H112ZM123 65V66H122ZM127 65V66H126ZM154 65V66H153ZM15 66H16V68L18 67V69L16 70V68H15ZM28 66V67H27ZM59 66H61V67H59ZM100 66V67H99ZM105 66V67H104ZM118 66V67H117ZM139 66H143V67H140L139 68ZM153 66V67H152ZM158 66V67H157ZM171 66V67H170ZM1 67H3V68H1ZM7 67H11L10 68V70L9 71H7L8 69H7ZM13 67V68H12ZM24 67H26V68H28L29 70H27V69H25ZM29 67H31V69L29 68ZM109 67H111L110 69L111 70H109ZM138 67V68H137ZM155 67H156V69H155ZM174 67V68H173ZM5 68L7 69V70H5ZM15 68V69H14ZM19 68H20V70H19ZM24 68V69H23ZM33 68V69H32ZM40 68V69H39ZM107 68V69H106ZM114 70H113V69ZM120 68V69H119ZM122 68V69H121ZM21 69H23L24 71V73H19V71H22ZM38 71H37V70ZM43 69H45V71L46 72H49V73H45V71L43 70ZM131 69V70H130ZM146 69H148V70H146ZM156 71H155V70ZM160 69V70H159ZM163 69V70H162ZM31 70V71H30ZM32 70H34V71H32ZM192 70V69H191ZM8 73H7V72ZM18 71V72H17ZM32 72V73H29V72ZM99 71V74H97V72ZM111 72V73H115V75H113V74H111V73H109V76H113V77H115V78H117L118 77V79L115 81V78H114V81H112L111 80V78L109 79V78H107L106 76H107V72ZM158 71V72H157ZM181 71H183V70H181ZM189 71V70H188ZM89 72V73H88ZM101 72H103L102 73V75L104 76V72H105V74H106V78L107 79H109V80H107L106 81V78L104 77L103 78V76L101 75V77L100 76H97V75H100L101 74ZM124 73V75L122 74V73ZM132 72V73H131ZM156 72V73H155ZM15 73H17L18 75H16ZM40 73H42V75L40 74ZM119 73V74H118ZM6 74V75H5ZM7 74H8V76H7ZM10 74H12L11 75V77H13V79H11V77H10ZM38 74V75H37ZM62 74V75H61ZM111 74V75H110ZM141 74V75H140ZM16 75V76H15ZM21 75H22V77H21ZM45 75H47V76H45ZM121 75H122V78L125 76V75H128V77H127V80L123 83V81H122V78H121ZM37 76V77H36ZM50 76V75H49ZM111 76V77H112ZM117 76V77H116ZM157 76L159 77V78H157ZM162 76V77H161ZM24 77V81L25 80H29V82L27 83V81H25V83H27V87L25 86V83H24V81H23V78ZM40 77H42L41 79H39ZM45 77V78H44ZM58 77V78H59ZM70 77H72V78H70ZM85 77V78H84ZM100 77V78H99ZM156 77V78H155ZM65 78H69V79H71V81L70 82H65ZM101 78H103V80L101 79ZM15 79H16V81H18V82H15ZM20 79V80H19ZM48 80L49 79H51V78H47ZM75 81H74V80ZM99 79V80H98ZM105 79V80H104ZM113 79V78H112ZM12 80H14V81H12ZM22 80V81H21ZM100 80H102V81H100ZM158 80H159V82H158ZM10 81V82H9ZM20 81V82H19ZM30 81H32V83L33 84H31V85H29L30 84ZM40 81V82H39ZM50 81V80H49ZM59 81V82H60ZM100 81V82H99ZM105 81V82H104ZM108 81H109V83H108ZM111 81V82H110ZM7 82V83H6ZM14 84H12V83ZM37 82V83H36ZM43 82V83H44ZM48 81H46L45 83H47ZM51 82V81H50ZM50 82H49V84L47 83V86L45 87V91H46V88L48 87V89L50 90ZM6 83V84H5ZM9 83V84H8ZM15 83H17V84H15ZM21 83H24L23 84V86H25L26 88H28V89H26L25 87H23V86H20V88H18V87H16V85L18 86V84H21ZM100 83H102L101 85H99ZM105 84V85H104ZM110 84V85H109ZM123 85L122 86V89H128V90H121V91H119L118 92V90H117V88L120 86V85ZM13 85V87H11ZM35 86V89H33L34 88V86ZM45 85V84H44ZM110 86V90H108L107 88L106 89H104L105 87H109ZM33 86V87H32ZM11 87V88H10ZM15 87L16 88H18V90L17 89H15ZM97 87V88H96ZM14 89V91H13V89ZM93 88H95V90H93ZM12 89V90H11ZM25 89L26 90H29V92L27 91L26 92V95L24 94V92H25ZM30 89H31V91H30ZM47 89V91L48 92H50L49 90ZM11 90V91H10ZM22 91V90H24V91H22L21 92V94H20V92L19 91ZM38 90V91H37ZM96 90H98V91H96ZM42 91L44 92V87L42 88ZM46 91V92H47ZM109 92V94L110 93H112V94H108V92ZM30 92H32L31 93V95H30ZM37 92V93H36ZM47 92V93H48ZM89 92V93H88ZM100 92V94H97V93H99ZM105 92H106V95H105ZM118 92V93H117ZM28 93V94H27ZM35 93V94H34ZM38 93H39V95H38ZM49 94V93H48ZM64 94V93H63ZM65 94H66V92H65ZM80 94H81V97H80ZM117 94V95H116ZM15 95V96H14ZM36 95H37V98H36ZM40 95H41V97H43V98H40ZM108 95V96H107ZM12 96H13V98H12ZM17 96V97H16ZM50 96V95H49ZM147 96V97H146ZM6 97V98H5ZM68 98V99H67ZM145 98V99H144ZM6 99V101H3V100H5ZM23 99L25 100V101H23ZM36 99H38V102H37V100ZM47 99V100H46ZM20 100V101H19ZM68 100V101H67ZM71 100V99H70ZM72 100V101H73ZM78 100V101H77ZM15 101V102H14ZM40 101H41V103H40ZM64 101V102H65ZM71 101V102H72ZM86 101H87V103H86ZM16 102H18L17 104L19 105H17L16 104ZM102 102H104V103H102ZM35 103V102H34ZM34 103H32V104H34ZM36 103L34 104V105H36ZM84 103V104H83ZM85 105V106H84ZM88 105V107H86ZM32 106V109H33V105H31ZM41 107V110L39 109L40 107ZM12 107V108H11ZM19 107V108H20ZM48 107V108H47ZM34 108H35V106H34ZM44 109H46V110H44ZM39 110L41 111V112H39ZM103 110V111H102ZM31 111H33V112H35L36 114L37 113H39V114H37V115H39L40 117H42V119L41 120H37L38 118H39V116L38 117H35L33 114H32V112ZM43 111V112H42ZM44 111H45V113H44ZM34 113V114H35ZM44 113V114H43ZM110 113V114H109ZM125 113V114H124ZM23 115V114H22ZM41 115H43V116H41ZM113 115H115L114 117L117 119H114V117H113ZM9 116H11V115H9ZM31 116H33L32 118H33V120H35L34 119V117L36 118V120L35 121H31V119H28V118H30ZM12 117V116H11ZM19 119V120H18ZM120 119V120H119ZM13 120H15V121H13ZM19 123H20V126H19ZM16 124H17V126H16ZM36 125H38L37 127H36ZM44 127V129H43V127ZM123 126V125H122ZM8 127V128H7ZM42 128V129H41ZM34 129H35V131H34ZM22 130V131H21ZM40 131H44V132H40ZM18 132V133H17ZM31 133V139H30V136H29V134ZM126 132H124V134H125ZM6 134V135H5ZM34 136H33V135ZM46 134H47V136H46ZM5 135V136H4ZM18 135V136H17ZM27 135H26V137H27ZM38 135V136H37ZM44 135V136H43ZM19 136H20V138H19ZM35 136H36V138H37V140L36 139H34L35 138ZM43 136V137H42ZM16 137V138H15ZM34 137V138H33ZM6 138H9L10 140H13V142L12 141H8ZM12 138V139H11ZM13 138H15L16 140H14ZM19 138V139H18ZM34 140H36V141H33V139ZM5 140V141H4ZM25 140H26V138H25ZM27 140V141H28ZM31 140V141H30ZM33 141V142H32ZM40 141V142H41ZM33 143H37L35 146H33ZM3 144H4V146H3ZM16 144V145H15ZM7 145H8V147H7ZM10 146V147H9ZM14 146V147H13ZM3 149H2V148ZM13 147V148H12ZM16 147V148H15ZM40 147V148H39ZM8 148V149H7ZM2 149V150H1ZM10 149V150H9ZM14 149V150H13ZM7 150V151H6ZM9 150V151H8ZM43 150V151H42ZM2 151V152H1ZM10 151H12V152H10ZM13 151H15V152H13ZM6 153V154H5ZM9 153V154H8ZM42 153V154H43ZM3 160V158H0V161H2ZM6 159V158H5ZM4 159V160H5ZM10 159H9V162H10V164H12L11 163V161H10ZM17 160V161H16ZM5 162H6V160L3 162H0V183H2V182H6L7 180H9V182H12V180H13V178L15 179V177L14 176H12L11 174H13L14 175V173H10V171L12 170V172H13V169L16 171V167H17V164H16V166H15V164L13 163V165H14V167H13V165L11 166V165H9L10 166V168L9 167H7V166H5V165H7V164H9V163H7V164H5ZM2 163L4 164V165H2ZM6 168H5V167ZM8 168L10 169L9 170V173H8ZM8 173V174H7ZM7 175L9 176V178H7ZM12 176V177H11ZM12 178V179H11ZM5 179V180H4Z\"/></svg>",
  "mask_w": 264,
  "mask_h": 264
},
{
  "label": "rangeland",
  "instance_id": "3",
  "mask_svg": "<svg viewBox=\"0 0 264 264\" xmlns=\"http://www.w3.org/2000/svg\"><path fill=\"white\" fill-rule=\"evenodd\" d=\"M211 3H219V4H233L234 2H240V0H209ZM224 1V2H223ZM247 2V3H246ZM263 2H264V0H241V3L243 4V6H245V10L247 11V14H248V16H249V9L248 8H250V6L252 7V9H251V12L253 13V15L254 16H256L255 15V13L257 12L256 10H258V11H261V10H264V9H262L263 8V6L264 5H262L263 4ZM55 7H51V11H52V9H54ZM80 9L81 10H83V8L82 7H80ZM255 9V10H254ZM56 10V9H55ZM233 10V9H232ZM232 10H230V11H227V13H226V15L223 17V18H225V19H228V20H231V19H234V13H233V11ZM244 10V9H243ZM253 11H255V12H253ZM230 12V13H229ZM262 12V11H261ZM261 12H259V13H261ZM257 14V13H256ZM261 14H263V13H261ZM261 14H259V15H261ZM231 15V16H230ZM258 16V15H257ZM256 16V17H257ZM262 16H264V14L262 15ZM246 17V16H245ZM212 18V17H211ZM222 18V17H221ZM244 18V17H243ZM248 18V17H247ZM256 22V21H255ZM72 23V22H71ZM67 23V26H68V28H67V31H65L66 30V25H65V30H63V28H62V30H63V34L60 32L59 33V26H58V28H57V26H56V28H57V30L55 29V31H53L54 29H52L51 27H55L54 25L55 24H57V25H59L57 22H55L54 23V25H53V23H50V29L53 31H51L50 30V32H52L50 35V44H52L51 46H52V48L54 47L53 45H54V43L56 44V46L54 47V48H56L57 49V45H58V39H59V36L57 37V35H61V37H62V35H63V37H66L65 39L68 41V42H70L71 40H73V38H71L70 36H73L74 34H77V31L79 30V26L81 25V24H78V23ZM216 25H215V24ZM225 23V24H224ZM238 23V24H237ZM66 24V23H65ZM206 24V25H205ZM210 24H211V27H210ZM213 24V25H212ZM223 24V25H222ZM244 24H246L247 26H249V27H247V26H242V25H244ZM254 24L255 25H257L258 23L256 22V23H251L250 22V24H249V22L248 23H246V22H233V21H221V22H209L208 23V25H207V23H204L203 25H204V27H205V40L207 41H205V43L207 44V45H205V47H204V53L206 54L205 55V62L203 61L202 63L204 64V65H202V63L201 64H199L200 66H201V68H202V70H200V66L198 65V66H195V64H189V67L188 68H186V66H180L179 67V69H182V68H184L185 70H183V71H174L173 69H168L169 71H165V70H163V71H165V72H163V78H162V81H161V83H162V87H161V101H159V102H154V103H150V101H148L147 103H146V106H144V108H147L148 110H142L141 109V113H139L138 114V112H140V110L135 114V112H134V114H133V116H132V114H129V115H126V117H125V119L123 120L124 121V123H123V121H122V125H120V126H117L116 125V121L115 120H113L111 117H108L107 116V114L106 113H100V112H98V111H96V110H90V109H85V108H83V106H79V108L77 107V109L78 110H76L77 112L80 110V112H78V114L77 113H75L74 112V116L76 117V119H75V117H73V121H72V126H73V128L74 129H77V131L76 130H74V133L76 134V135H78L80 138H82L83 140H87V142L90 140H92L91 141V143H90V141H89V144L91 145L92 144V149H89L90 151H91V153L89 152V150H87L88 149V147L90 146V145H88L85 141V144L83 145V146H85L86 144L88 145V147L86 146L85 148V152H83L82 150H84V149H81V152H80V149L78 150V149H76V151H78V153L80 154H83V156H84V153H86L87 151V153L86 154H89L90 156H92L91 158H92V160L93 161H95L94 163H97V164H111V165H115V164H129L128 163V161L130 160H128L127 161V159L128 158H130L131 157V159L133 160V162H134V160H136L135 162H137V161H139V159H140V157H138V156H140L141 154H144V153H147V152H150V151H144V149L145 148H155V147H157V144L159 143V141H161V143H159L158 144V146H159V148H160V146L163 148L164 147V145L166 146V147H171V146H174V144L172 145V143H173V140L174 139H172V137L174 138V135H175V142H177V140H179V143H178V145L177 146H175V147H179V146H182V145H184V144H188V142L187 141H189L188 139H190V141H189V143L190 142H192V141H195V140H197V135L199 136V135H202L203 136V132H205V134H207V136L205 135V137H207V139H208V137L210 136V138H213V137H218L219 135L218 134H220L221 132L224 134V132H223V127H229L230 129H228V131H231L232 129V131L229 133V135L228 136H230L229 138V140L231 141H235L236 140V143H239L238 145L237 144H233L234 146V148H236L237 149V146H238V149H239V152H237V153H241V152H243L242 154L243 155H246V156H242V154H239L237 157H241V161L242 160H244L243 162H245L246 163V159L248 160L247 161V165H245V163H243V165H245L244 167H243V165H241L242 167H243V169H244V171H246L247 173H249L251 170L253 171V172H250L249 173V175L250 174H253L254 172H255V169H261V171L264 169V163H262V162H264V146H262V145H264L263 143H264V130H262L261 128V126L259 127L258 126V129L256 128L257 126L255 125V124H257L258 123V121H259V125H261L262 124V122L264 123V118H262V117H264V106H262V105H264V99H262V96H261V94H260V91L262 90H264V82H263V80H262V78H264V62H259V64H258V62L257 63H255V61H256V59L258 58L259 59V57L261 56V55H263V54H261L260 55V53L258 54V55H255L254 53H256L255 52V50H253L252 48H251V46H253L251 43H253L252 41H253V37L251 36V33H253L252 31V29H253V27L255 28V27H259L258 25H261V27H264V24H258L257 26H254ZM61 25V24H60ZM64 25V24H63ZM215 25V26H214ZM218 25V26H217ZM221 25V26H220ZM231 25V26H230ZM253 25V26H252ZM62 26V25H61ZM60 26V27H61ZM71 26V27H70ZM226 26H228L229 28H228V30H227V27ZM233 26V27H232ZM235 26V27H234ZM251 26V27H250ZM75 27L77 28V29H75ZM207 27H210V28H208L207 29ZM214 27V28H213ZM217 29H216V28ZM218 27H220L219 29H218ZM242 27H244V29H242ZM213 28V29H212ZM223 28H224V30H223ZM226 28V29H225ZM232 28V30H230ZM238 28V29H237ZM251 28V29H250ZM69 29H71V30H69ZM211 29H212V33H210V31H211ZM216 29V30H215ZM237 29V30H236ZM247 29H248V31H247ZM250 29V30H249ZM263 29V28H262ZM261 29V30H262ZM219 30V31H218ZM234 30L237 32H234ZM241 30V31H240ZM244 30H245V32H244ZM264 30V29H263ZM262 30V31H263ZM75 31V32H74ZM218 32L217 34H218V42L220 43H218L217 41V43H215V40H212V39H214V38H216L215 36H217L216 35V33L214 34V32ZM228 31H232V32H228ZM238 31H240V33L238 32ZM208 32V33H207ZM223 32V33H222ZM247 32H250V34H247ZM264 32V31H263ZM55 33H56V35H55ZM238 33H239V35H238ZM243 33V37L245 36L244 34H246V38H248L247 37V35H250L249 36V40L248 41H246L245 39H243V37L241 38V34ZM80 34V31H78V34L77 35H79ZM210 34V35H209ZM212 34V35H211ZM214 34V35H213ZM235 34V35H234ZM66 35H68V36H66ZM220 35H221V37H220ZM52 36H55V38L54 37H52ZM213 38H212V37ZM239 36V37H238ZM62 37V38H63ZM74 37V36H73ZM228 37H231V39L230 38H228ZM233 37V38H232ZM235 37V38H234ZM251 37V38H250ZM71 38V39H70ZM211 38V39H210ZM221 38V41L219 40ZM224 38V39H223ZM236 38H238L237 40H236ZM242 40H241V39ZM253 38V39H252ZM56 39V40H55ZM222 39H223V41H222ZM230 39V40H229ZM234 39V41H232ZM251 39V40H250ZM53 40V41H52ZM58 40V41H57ZM240 40V41H239ZM243 40H245L246 41V43H245V41H243ZM57 41V42H56ZM212 41V42H211ZM214 41V42H213ZM226 41H227V43H226ZM230 41H232L233 43L231 44L230 43ZM236 41V42H235ZM250 41V42H249ZM250 44L249 46V53L251 52V54H250V57H249V53H248V48L246 47V46H248V45H246V46H244L245 44H248V43ZM264 42V41H263ZM262 42V43H263ZM211 43V45H209ZM235 43V44H234ZM239 43V44H238ZM241 43H244V45L242 44L241 45ZM215 44V46H217V47H214L213 45ZM264 44V43H263ZM221 46V47H219V46ZM207 46V47H206ZM211 46V47H210ZM212 46L214 47V48H212ZM240 46V48H241V50L240 49H237L238 47ZM244 46V47H243ZM263 46V45H262ZM210 49H209V48ZM219 47V48H218ZM228 47H229V49H228ZM242 47H243V49L244 50H242ZM216 48V49H215ZM217 48H218V51H217ZM264 48V47H263ZM56 49H51V51H53V52H56L55 54H57V50ZM212 49V50H211ZM216 50L218 53L220 52V54H218L217 56H219L218 58L217 57H215L217 60L215 61V58L213 57V56H215L217 53L215 52V53H213L214 52V50ZM246 49V50H245ZM224 50V51H223ZM237 50H238V52H240V54L239 55H241V56H239V57H242V61H241V58H240V60H239V57H238V52H237ZM207 51V52H206ZM209 51H210V55L208 54L209 53ZM222 51V52H221ZM261 51V50H260ZM53 52H51V54H52V56H54V54H53ZM224 52V53H223ZM225 52H226V54H225ZM234 54H233V53ZM237 52V53H236ZM243 52H245V53H243ZM247 52V53H246ZM252 52H253V54H252ZM264 53V51H261V53ZM229 53V55H227ZM231 53V54H230ZM50 54V55H51ZM208 54V55H207ZM237 55V58H236V56L234 57L233 55ZM244 54V55H243ZM248 54V58H250L249 60L252 62V61H254L253 63H251L248 59H247V57H245V55H247ZM211 55H213V56H211ZM224 55V56H223ZM260 55V56H259ZM58 55H56V56H54V58L53 57H51L50 56V59L52 58L53 60H51L50 61V70H51V72L52 71H54L55 69V67H56V70H57V67H58V57H57ZM209 56V57H208ZM230 56V57H229ZM232 56V57H231ZM56 57V58H55ZM82 57H84V56H82ZM212 57L214 58V59H212ZM227 57V59H225ZM69 58H72V60H74V58H75V56H68L67 55V60L69 59ZM211 58V59H210ZM236 58V59H235ZM244 58V59H243ZM78 59H79V56H78ZM210 59V60H209ZM231 59H232V61H231ZM234 59V60H233ZM255 59V60H254ZM262 59H264V56H262V58H261V61H264V60H262ZM207 60H208V62H207ZM214 60V61H213ZM239 62H238V61ZM249 61L250 63L248 64V62H246V61ZM260 60V59H259ZM210 61H212V62H210ZM220 61V62H219ZM230 61V62H229ZM234 61H237L236 63L234 62ZM52 62V63H51ZM210 62V63H209ZM228 62V63H227ZM244 63V64H242V63ZM205 63H206V65H205ZM208 63H209V65L212 67V68H208L209 67V65H208ZM214 65H212V64ZM218 63V64H217ZM241 63V64H240ZM220 64V65H219ZM246 64V65H245ZM255 64V65H254ZM257 64V65H256ZM54 67H52V66ZM218 65V66H217ZM235 65V66H234ZM240 65H242L243 66V68L240 66ZM221 67V69H220V67ZM237 66H239V68L241 69H238V67ZM250 66V67H249ZM251 66H253V67H251ZM197 67V68H196ZM206 67V68H205ZM219 67V68H218ZM233 67V68H232ZM255 68H256V70H255ZM54 69V70H53ZM192 69V70H191ZM207 69H209L210 71H208ZM219 71H218V70ZM224 69V70H223ZM234 69V70H233ZM236 69V70H235ZM244 69V70H243ZM172 70H173V72H172ZM189 70V71H188ZM216 72H215V71ZM222 70V71H221ZM194 71V72H193ZM207 71V72H206ZM212 71H214L215 72V74H213V72ZM240 71V72H239ZM256 71V72H255ZM168 72V73H167ZM169 72H171L172 74H173V77L174 78H176V79H172L173 77L171 76L170 77V75H172V74H170L169 75ZM177 72H179V73H177ZM183 72V73H182ZM191 72V73H190ZM197 72V73H196ZM200 72V73H199ZM201 72H204V73H201ZM218 72V73H217ZM263 72V73H262ZM56 74H58V70L55 72ZM55 73L54 72H52V75L54 76L55 75ZM179 74V76L181 75V77H182V79L183 80H185L186 81V79H184V78H187V80L189 79L191 82L192 81H194L193 82V84L195 85H191V84H189V83H187V82H189V80L188 81H186V83H184L183 82V80H181V78L177 75V74ZM182 73V74H181ZM220 73H221V75H220ZM252 73H254V74H252ZM167 74H168V77H167ZM191 74V75H190ZM198 74H199V76H198ZM201 74H202V77H201ZM210 74H213V77H212V75H211V77H208V75L210 76ZM217 74V75H216ZM218 74L221 76V77H217L218 76ZM165 75V76H164ZM178 77H177V76ZM195 75V76H194ZM204 75V76H203ZM205 75H206V77H205ZM214 75H215V77H214ZM234 75V76H233ZM257 75H259L258 77H257ZM58 76V75H57ZM56 76V77H57ZM230 76V77H229ZM52 77V76H51ZM192 77V79L193 78H199V77H201V78H199L198 80H199V82L197 83V79L195 80H191L190 78ZM224 77V78H223ZM233 77V78H232ZM238 79H237V78ZM250 77V78H249ZM53 78V77H52ZM51 78V80H53L54 78H55V76H54V78L52 79ZM58 78V77H57ZM168 78V79H167ZM169 78H170V80H169ZM205 78V79H204ZM206 78H208V79H206ZM257 78V79H256ZM66 79V78H65ZM200 79H201V81H200ZM209 79H211L212 80V82L213 81H215L214 79H217L216 80V83L214 82L213 84H211L212 82H211V80H209ZM222 79V80H221ZM242 79V80H241ZM69 80V78L67 79V82H69L68 81ZM165 80V81H164ZM182 81V83H183V85H186V84H188L189 86L188 87H183V85L182 84H180L181 82H178V81ZM202 80L205 82V80H209V81H207L208 83H206V84H208L207 86L208 87H206V84H203V82H202ZM218 80H220L223 84H224V86L226 87H224L223 85H222V83H220L222 86H219V84H218V86H219V88L218 89H221V91L222 92H224V91H227V92H229V93H227V94H231V93H234V96L235 97H237L238 98V100L239 99H241V100H244L245 98H246V100H244L243 101V103H248L249 104V107H250V105H252V109H251V107L249 108V107H247L248 106V104L246 103V104H244L245 105V107H243L245 110H243L242 112L241 111H239L238 113H236V111H233L234 109V107H235V102L236 101H233L232 99V101L230 102H228L227 103V101L229 100V97L227 98V100H226V103H227V105L225 104V102L223 101V100H225V99H223V96H224V94H223V96L221 95V96H218L217 94H215L214 93V91L216 90H214L213 89V91L211 90L213 87L215 88V84H216V86H217V81ZM225 80H227V81H225ZM257 80H258V83H257ZM54 81H56V78H55V80ZM174 81V82H173ZM220 81H218V83L220 82ZM66 82V81H65ZM165 82H166V84H165ZM196 82V83H195ZM201 82H202V84H203V86L205 87V91H204V89H202L201 91H200V85H201ZM226 82V83H225ZM253 83V82H255V84L257 83V85H255L254 86V83L253 84H251V83ZM261 82V83H260ZM172 83H174V84H172ZM180 84L181 86H179V85H177V84ZM200 83V84H199ZM230 83V84H229ZM249 85H248V84ZM260 83V84H259ZM169 84H170V86H169ZM197 84H199V85H197ZM228 87H230V89H232V87L231 86H233V89L232 90H229V88H227V86ZM262 84V85H261ZM177 85V86H176ZM212 86V87H210V86ZM253 85V87H251ZM175 86H176V88H175ZM187 86V85H186ZM191 86V87H190ZM203 86H201V88L203 87ZM217 86V87H218ZM244 86V87H243ZM245 86L247 87V88H245ZM250 86V87H249ZM66 87V89H71V88H69L67 85L65 86ZM68 87V88H67ZM170 87H171V89H170ZM173 87H174V89L175 90H173ZM183 87V88H182ZM192 87H195V88H193L192 90V92H191V88ZM203 87V88H204ZM221 87H223V88H225V90L223 89V88H221ZM242 87H243V89H242ZM167 90H166V89ZM180 89V90H178V89ZM188 89V91H189V89H190V92L188 93L186 90ZM207 88V89H206ZM208 88H211L210 90L208 89ZM240 88V89H239ZM244 88L249 92V93H247L245 90H244ZM258 88H262L261 90H259ZM183 89H185V90H183ZM196 89H198L200 92H197V94H194V96H192L193 95V92L195 91L196 92ZM217 89V90H218ZM251 89V90H250ZM253 89H254V91H253ZM257 89H258V93H257ZM168 90H169V92H168ZM197 90V91H198ZM173 91V92H172ZM177 91V92H176ZM186 91V92H185ZM220 91V90H219ZM236 91H238V93L240 94V93H242V96L243 97H241L240 95H238V93L236 92ZM255 91H256V93H255ZM165 92V93H164ZM174 92H176V93H174ZM180 92V93H179ZM203 92L205 93H207V96H205L206 98L208 97V94H210L212 97H215V98H219V100H217V101H219V102H221V100H220V98L222 97V101L224 102V105L223 104H215L214 106H213V104H214V100L215 99H213V98H211V99H213V104L209 101V100H207V102L209 101V103H211V105L209 104V106H207V102H204L205 104H202L201 103V105H200V102H203V101H200V99H202L201 97H204V96H202V95H204L203 94ZM163 93H164V95H163ZM169 93H171V94H169ZM176 94V95H172V94ZM184 93H186V95H185V97H184ZM205 93V94H206ZM237 93V94H236ZM247 93V94H246ZM167 94H169V95H171V96H169V95H167ZM249 94V95H248ZM260 96H259V95ZM178 95H179V97H178ZM181 95H183V96H181ZM197 95V96H196ZM201 96V97H199V99L197 98L198 96ZM254 95V96H253ZM169 96V97H168ZM211 96H209V97H211ZM233 96V97H234ZM240 98H239V97ZM177 97V98H176ZM227 97V96H226ZM249 97V98H248ZM180 98V99H179ZM205 98V99H206ZM224 98H225V96H224ZM236 98V99H237ZM243 98V99H242ZM252 98V99H251ZM259 98V99H258ZM264 98V97H263ZM186 99H188V101L186 100ZM205 99H204V101H205ZM207 99H210V98H207ZM233 99H235V98H233ZM165 101V102H163V101ZM195 100V101H194ZM199 100V101H198ZM240 100V101H241ZM258 100H261V101H258ZM179 101V102H178ZM252 101V102H251ZM183 103L184 104V106L182 105V104H180V103ZM187 102V103H186ZM237 102H239V101H237ZM250 102V103H249ZM259 104H258V103ZM261 102V103H260ZM175 103V104H174ZM240 103V102H239ZM153 104V105H152ZM170 104H171V106H170ZM177 104H179V105H177ZM8 105V104H7ZM109 105V103H106V106H108ZM198 105H200V106H202V107H200V106H198ZM206 105V106H205ZM218 105V106H217ZM255 107H254V106ZM78 106V105H77ZM156 106V107H155ZM188 106V107H187ZM193 106L195 107L196 106V108L194 109L193 108ZM204 106V107H203ZM149 107V108H148ZM152 109H151V108ZM160 107V108H159ZM197 107H199V108H197ZM213 107V108H212ZM223 108L224 110H220L219 108ZM164 108V109H163ZM171 108V109H170ZM175 110H174V109ZM182 108H186V110L184 109V110H182ZM188 108V109H187ZM0 109H3V107H1ZM162 109V110H161ZM191 109V110H190ZM247 109V110H246ZM178 110H181V111H179L178 112ZM187 110H189V111H187ZM193 110V111H192ZM219 110L220 111H222V112H219ZM225 110H227V111H225ZM263 112H262V111ZM1 111H2V113H1ZM83 111V112H82ZM96 111V112H95ZM162 111V112H161ZM183 111H185V113L183 112ZM197 111V112H196ZM215 111H217V112H215ZM88 112V113H87ZM170 113V115H169V113ZM179 113V118H177V116H178V113ZM182 114H181V113ZM224 112H226V113H224ZM81 113H83V114H81ZM148 113V114H147ZM184 113V114H183ZM216 113V114H215ZM232 113V115L230 116V114ZM234 113H236L235 114V117H234ZM0 114H1V116H2V114H3V110H0ZM5 114H6V112H5ZM79 114H80V117H79ZM95 114V115H94ZM96 114H97V116H96ZM142 114V115H141ZM146 114V115H145ZM195 114V115H194ZM198 114V115H197ZM229 114V115H228ZM257 114H259L258 115V121L256 120V118H257ZM260 114H263V115H260ZM86 115V116H85ZM148 115V116H147ZM188 115H190L189 116V118H187V116ZM197 115V116H196ZM238 115V116H237ZM241 115V116H240ZM83 116V117H82ZM135 116V117H134ZM143 116V117H142ZM186 116V117H185ZM194 117V118H190V117ZM216 116H218V118L216 117ZM254 116V117H253ZM260 116H262V117H260ZM3 117H4V115L2 116V118L0 117V121L3 119ZM82 117V118H81ZM90 117V118H89ZM93 117H94V119H93ZM138 117H139V119H138ZM145 117H147V118H145ZM148 117H150V118H148ZM151 117H153L152 119H151ZM166 117V118H165ZM176 117V118H175ZM181 117V118H180ZM199 117H201V118H199ZM207 119H206V118ZM239 117H241V118H239ZM5 118V117H4ZM131 118V120H129ZM137 118V119H136ZM143 120H142V119ZM145 118V119H144ZM173 118V119H172ZM196 118V119H195ZM203 118H205V119H203ZM218 119L217 121L215 120V119ZM253 118V119H252ZM79 119V120H78ZM154 119V120H153ZM167 119V120H166ZM181 119V120H180ZM186 119H188V121L186 120ZM195 121H194V120ZM213 119V120H212ZM220 119V120H219ZM221 119H223V120H221ZM263 121H262V120ZM84 120H85V122H84ZM90 120V121H89ZM96 120V121H95ZM178 120H180V122H182V123H184V124H180L179 122H178ZM212 120V121H211ZM214 120L218 123V124H216V122H214ZM260 120H261V123H260ZM126 121H128L129 123L127 124V122ZM171 121H172V124H171ZM173 121H175V122H173ZM187 121V122H186ZM194 121V122H193ZM198 121V122H197ZM211 121V122H210ZM220 122V124H219V122ZM133 122H135V123H133ZM177 122V123H176ZM199 122H205V123H202V125H200L201 123H199ZM208 124H207V123ZM238 122V123H237ZM255 122V123H254ZM257 122V123H256ZM91 123V124H90ZM99 123H101V124H99ZM176 123V124H175ZM192 123H193V125H192ZM211 123H215V127L213 128L212 126L210 127V126H208V125H213L214 126V124H211ZM224 123V124H223ZM177 124H179V125H177ZM187 124V125H186ZM204 124H206L205 126H208L207 128L209 129V130H213L215 133H218L217 135H215L214 136V134H212L213 133V131H207V128L205 127L204 128ZM229 124V125H228ZM0 125L1 126H9V124H8V122H7V125H4L3 124V122L1 121V123H0ZM75 125H77L76 127H75ZM87 125V126H86ZM99 125H100V127H99ZM164 125H167V126H164ZM171 125V126H170ZM198 125H200V126H202V130H203V128L204 129H206V131L205 130H203V132L202 131H197L196 129H198V127L201 129V127L200 126H198ZM224 125V126H223ZM240 125V126H239ZM256 127H255V126ZM258 125V124H257ZM80 126V127H79ZM91 127V129H90V127ZM176 126V127H175ZM186 126V127H185ZM192 126V127H191ZM194 126V127H193ZM263 126H264V124H263ZM84 127H85V129H84ZM174 127V128H173ZM218 128V130L217 129H215V128ZM220 127V128H219ZM83 128V129H82ZM171 128V129H170ZM190 128H192V129H190ZM196 128V129H195ZM81 129V130H80ZM98 129V130H97ZM167 129V130H166ZM170 129V130H169ZM173 129V130H172ZM186 129V130H185ZM215 129V130H214ZM161 130V131H160ZM93 131V133H91ZM169 131V132H168ZM96 132V133H95ZM124 132H126L125 134H124ZM161 133L160 135L158 134V133ZM179 132V133H178ZM180 132H182V133H180ZM220 132V133H219ZM172 133H175L172 137L170 136V135H172ZM178 133V134H177ZM187 133V134H186ZM201 133V134H200ZM75 134H74V142H72V143H74V145H72V146H75V141L77 142V141H80V140H82V139H78L79 137L77 136L76 138L78 139V140H76L75 139ZM180 134V136L182 137V136H185V139H183L184 141H185V143L183 142V140L181 139V137L180 136H178V138L179 139H177L176 140V135H179ZM189 134V135H188ZM192 134V135H191ZM211 134H212V136H211ZM71 135V134H70ZM69 135V136H70ZM92 135H93V137H92ZM98 135V136H97ZM209 135V136H208ZM222 135V134H221ZM72 136L73 135H71V137H70V139L73 141V138H72ZM88 136H90V137H88ZM113 136V137H112ZM160 136H162V137H160ZM191 136V137H190ZM223 136V135H222ZM168 137H170L169 139H168ZM188 137V138H187ZM190 137V138H189ZM195 137V138H194ZM200 137L201 136H199L198 137V139H200ZM204 137V136H203ZM203 137H201L202 139H204ZM224 137V136H223ZM91 138V139H90ZM158 138V142L156 143V139ZM159 138H160V140H159ZM183 138V137H182ZM232 138V139H231ZM21 139V138H20ZM19 139V140H20ZM24 139V138H23ZM170 139H172V142H170ZM262 139H263V141H262ZM26 142H27V140H25ZM153 141V142H152ZM169 141V142H168ZM181 141V142H180ZM234 141H233V143H234ZM254 141H256V142H254ZM70 142V141H69ZM84 142H79V143H84ZM101 142H102V144H101ZM150 142V143H149ZM152 142V143H151ZM165 142H167L168 144H166ZM259 142V143H258ZM262 142V143H261ZM155 143H156V146H155ZM77 145H76V147L78 146V143H76ZM80 144V145H81ZM152 144H154L153 146H152ZM161 144V145H160ZM177 143H175V145H176ZM259 144V145H258ZM79 145V148H81V146ZM96 145H97V147H96ZM148 145V146H147ZM82 146V147H83ZM143 148V153L141 152V150H139L140 152H141V154L139 155V151H137L139 148ZM168 147V148H169ZM241 147V148H240ZM252 147V148H251ZM260 147V148H259ZM65 148V147H64ZM78 148V147H77ZM90 148V147H89ZM141 148V149H142ZM173 148V147H172ZM171 148V149H172ZM242 148L244 149V148H246L245 149V151L243 150L242 151ZM261 148H263V149H261ZM68 149V148H67ZM170 149V148H169ZM175 149V148H174ZM235 149V150H236ZM237 149V150H238ZM252 149V150H251ZM159 150V149H158ZM158 150H157V152L156 151H154V150H151L152 152H150V153H153V151H154V154H155V152L156 153H158ZM236 150V151H237ZM247 150V151H246ZM31 151H32V153H33V149H31ZM35 152H36V150H34ZM39 150H37V153H39L38 152ZM75 151V152H76ZM163 151V150H162ZM235 151V152H236ZM262 151H263V153H262ZM29 152V150H27V152H26V154ZM63 152H64V154L66 155V156H68L67 154L68 153H70V152H73V151H69L68 152V150L67 151H65V149H64V151H62V155H63ZM66 152V153H65ZM96 152V153H95ZM165 152V151H164ZM234 152V154H236ZM248 152V153H247ZM258 154H257V153ZM23 153V152H22ZM25 153V152H24ZM36 153V155H38ZM51 153V155H53V152H50ZM77 153V152H76ZM76 153H70L71 155H72V157H74L73 156V154H76ZM98 153V154H97ZM138 153V154H137ZM163 153V152H162ZM161 152H160V154H162ZM171 153V152H170ZM253 153H254V155H253ZM20 154V153H19ZM25 154V155H26ZM31 154V152L29 153V155ZM35 154V153H34ZM40 154V153H39ZM78 154V155H79ZM105 154V155H104ZM169 154V153H168ZM23 156V154H22V156L24 157V159L26 160V156ZM28 155V154H27ZM32 155V154H31ZM30 155V156H31ZM36 155H32V156H36ZM65 155H63V156H65ZM94 155H97V159H96V156H94ZM136 155H138L137 157H136ZM171 154H169V156H170ZM263 155V156H262ZM20 156V155H19ZM29 156V157H30ZM77 156V155H76ZM75 156V157H76ZM79 156H82V155H79ZM79 156H77L78 158H75V159H77V161H81L80 159L83 157H79ZM87 156V155H86ZM112 156V157H111ZM126 156V160H125V162H124V157ZM133 156H135V157H133ZM157 156V155H156ZM21 157V156H20ZM19 157V158H20ZM94 157H95V159H94ZM104 157V158H103ZM245 157V158H244ZM4 158V157H3ZM18 158V159H19ZM124 158V159H123ZM235 158L236 157H234V159H232L233 161H231V162H234V163H236V164H238L239 166H240V163H237L238 162V158H236V161H234L235 160ZM261 159L260 161H259V159ZM28 160V159H27ZM26 160V162L28 163V161ZM58 160V159H57ZM56 159H55V161H57ZM142 160V157H141V159H140V161ZM154 160V159H153ZM164 160V159H163ZM258 160V161H257ZM21 161V158H20V160H19V162ZM109 161H112V162H109ZM123 161V162H122ZM239 161H240V158H239ZM240 161V162H241ZM255 161V162H254ZM25 163V161H23V159H22V161H21V163ZM51 162H54V160L53 161H51ZM58 162V161H57ZM60 162V161H59ZM65 162V161H64ZM71 162V161H70ZM73 162V161H72ZM129 162H132V161H129ZM248 162H250L251 164H248ZM259 162H261L262 164H260ZM83 163V161H81V163L80 162H78V164H82ZM19 164V166H20V163H18ZM29 164H31V163H29ZM233 164V163H232ZM252 164H253V166H252ZM262 165V166H258V167H255L256 165ZM22 165V164H21ZM35 165V164H34ZM235 165V164H234ZM238 165H236L238 168H236L237 170H234L233 168H231V170H233L234 172H236V174L239 172V166ZM240 166V169L242 168ZM247 166V167H246ZM248 166H250V167H252V169L251 168H249ZM23 168H25L24 166H22ZM233 167V166H232ZM235 167V166H234ZM21 168V167H20ZM36 168H37V166H36ZM119 168V167H118ZM132 169H133V171H135L136 172V170L137 169H139V167L138 166H134V167H131ZM251 169V170H248V169ZM29 169H35V166H34V168H29ZM243 169L241 170V171H243ZM258 169H257V171H258ZM230 170V171H231ZM239 172V174H237L238 175V178H240V175L242 176V174L244 175V171L243 172ZM264 171V170H263ZM263 171L261 172V174H259V177L263 174ZM135 172H133V173H135ZM245 172V173H246ZM137 173V172H136ZM231 173H232V171H231ZM231 173H229V174H231ZM246 173V174H247ZM259 173H260V171H259ZM232 174H234V173H232ZM245 174V176H247V179H250L251 178V180L253 179V175H250L249 176V178H248V175H246ZM81 177L80 178H82V176H83V178H85L84 176V174L83 173H80L79 174ZM78 175V176H79ZM123 175V177H125L127 174H121V176ZM237 175H235L234 174V176H232V175H230V177L232 178V179H234V182H235V180H237L238 178L236 177ZM111 176H113L114 177V179L112 178V177H110V180H111V178H112V180H115V178H117V177H115L116 175H111ZM263 176V177H262ZM261 177H262V179L261 178H256V179H254L255 181L257 180V185H258V192H257V196H256V201H258V206H257V209H256V211L254 212V214H256V216H255V219H256V221L255 222H257V224H258V221H259V219H260V214H262V213H264L263 211H264V192H262V191H264V175H262ZM122 177V178H123ZM7 178H9V176H7ZM122 178H118V179H122ZM237 178V179H236ZM5 180V179H4ZM123 180V179H122ZM253 180V182H255ZM262 182H261V181ZM107 181V184H108V182H111V181H108V179L106 180ZM117 181V180H116ZM260 181V182H259ZM259 182V183H258ZM29 182H27V184L26 183H23V185H24V187L21 185L22 183H16L17 184V186H22L21 188L23 189V188H26L27 186V188L26 189H29V188H32V187H29L31 184L29 183ZM115 183V185L118 183V181H117V183L116 182H114ZM16 184H10V182L8 181V183H7V181L6 182H2V183H0V192H4L5 191V193H7L8 194V192H9V194L11 193V190H13L14 188H19V189H21L20 187H17L16 186ZM18 184H20V185H18ZM34 184V183H33ZM32 184V185H33ZM104 184H106V182L104 183ZM106 184V185H107ZM112 184V183H111ZM120 184V183H119ZM118 184V185H119ZM9 185V186H8ZM31 185V186H32ZM114 185V184H113ZM10 186H11V188H10ZM109 186H112V185H110V183H109ZM117 186V185H116ZM14 187V188H13ZM33 187H34V185H33ZM36 187V186H35ZM2 188H3V190H2ZM6 190H8V191H6ZM10 190V191H9ZM15 190V189H14ZM14 192V191H13ZM261 192H262V194L263 195H261ZM261 197H260V196ZM263 197V198H262ZM261 201V202H260ZM263 203V204H262ZM6 204V203H5ZM7 204H9V202H7ZM8 207H5V205L3 204V206L2 207H0V227H2V226H4L5 228H3L2 227V230H0V242H1V245H0V256H1V258H0V260L2 259V261L3 262H0V264L2 263H6V261H7V263L6 264H27L28 262H26V261H29V260H31V256H33V258H34V256L37 254L36 252H38L39 251V249H41L39 246L37 247V249H36V246H34V245H32V244H28L27 245V243H29V241H27V239L25 238V237H23L24 235H20V233H23L24 231L26 232L25 234H27V232H29V228L31 227V225L29 226V225H27V224H18V225H16L15 226V224H13L11 227L13 228V230H14V235H9L8 234V231H6L5 229H6V227H10L8 224H9V222L12 220V217L13 218H16L15 216V214H13L12 213V210L11 209H9V208H11V206L10 205H7ZM9 210H8V209ZM260 208V209H259ZM259 210V211H258ZM258 211V212H257ZM261 211V212H260ZM14 215V216H13ZM258 216V217H257ZM3 222V223H2ZM5 223V224H4ZM12 224V223H11ZM21 227H22V230H21ZM8 228H7V230H8ZM25 228H26V230H25ZM20 230V231H19ZM24 230V231H23ZM28 230V231H27ZM23 231V232H22ZM6 232V233H5ZM6 235H8L7 237H6ZM16 236V237H15ZM18 236V237H17ZM20 236V237H19ZM3 237H6V241L7 240H9V242H6L5 240H4V238ZM22 239V240H21ZM24 240V241H23ZM10 241H11V243H10ZM25 241H26V244H25ZM31 241V240H30ZM89 243L90 242H88L87 243V245H88V249H89ZM24 244V245H23ZM14 245V246H13ZM27 245V246H26ZM30 245H32V246H34V247H30ZM86 245V246H87ZM21 246V247H20ZM28 246L30 247V248H32V249H26L25 247H27L28 248ZM26 249V250H25ZM3 252H2V251ZM31 251V252H30ZM34 251V252H33ZM1 252H2V254H1ZM28 252L30 253V254H28ZM8 253H9V255H8ZM25 253V254H24ZM34 253V255H32ZM88 253V252H87ZM26 254H28L27 256V258H29V259H27L26 257H24V256H26ZM89 254V253H88ZM3 255H5V256H3ZM80 256V255H79ZM79 256H77L76 258H74V259H76V260H78V259H80V258H82V259H84V254L83 255H81V257H79ZM14 257V258H13ZM58 258V255H57V252H55V254L54 255H52V257L51 258ZM87 257V255H85V258ZM7 258H8V260H7ZM23 258H25L26 260H24ZM5 261H4V260ZM23 259V260H22ZM90 258H88V259H86L87 261L89 260ZM9 261V262H8ZM22 261V262H21ZM26 262V263H25ZM77 262V261H76ZM83 262V261H82ZM36 264L35 262H29V264ZM51 263V262H50ZM94 263V262H93ZM92 263V264H93ZM52 264V263H51ZM59 264V263H58Z\"/></svg>",
  "mask_w": 264,
  "mask_h": 264
}]
</instances>
